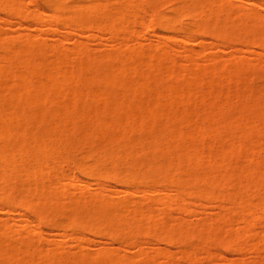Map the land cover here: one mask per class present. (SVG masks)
<instances>
[{
  "label": "rangeland",
  "instance_id": "rangeland-1",
  "mask_svg": "<svg viewBox=\"0 0 264 264\" xmlns=\"http://www.w3.org/2000/svg\"><path fill=\"white\" fill-rule=\"evenodd\" d=\"M10 1L8 3L9 5L4 4L6 5L4 7L5 9L3 8V6H1L4 2L2 1L3 3H0V33L3 35L5 32V37L1 36L0 34V82L3 79V83H5V89L3 88V83L0 84V116H2L0 117V126L2 128V126L4 125L3 128L8 131L7 138L0 136L2 137V139L4 138V141L0 138V145H2L0 146V148L3 152H5L7 148L9 149V147L13 149L14 146L10 145V142L12 141L13 145H15L13 150H17L18 148H20V146L18 147V145L21 142L20 145L24 146L26 144V148L22 146V148H24L23 152L25 149L26 151H29L27 150L29 148L31 150V153H28L26 151L24 153H28V156L30 154L33 158L31 156H27L28 158L24 159V157L26 158L25 154H23V156L20 155V157H18L17 154H14L17 153L16 151H11V149L10 151L7 150L8 152H11V154H14H12L13 157H16L17 155L16 159H14L15 162L17 158L20 159V162L19 159L17 160L20 164H22L19 166L18 163H15L13 160H10V162L9 160H6L8 156V159H11L12 156H7L8 152H5V155L3 153V156L6 157H4V160H6V162L3 160V158L0 157V159H2L1 162L4 161L5 164L4 165L1 163L0 168L2 169L3 167L5 169V171H3L8 173H6L7 175L5 177L9 176V181H11L7 182L10 183V187H7L9 185L8 184L6 188L5 184H7L6 181L8 178H6L5 181L3 179V175H1V172L2 174H4V172L0 170V178L3 177L2 180H4V184L0 185V230L2 231L0 232V238H2V241L4 240V242L6 241V247H8V240L10 241V249L15 248L17 246L22 252V244H20L21 248L19 247V245L16 244L20 243V239H24L25 242L21 241V243H25L29 247L27 248L28 251L27 249L23 248L25 250L24 252H22V254L24 253L23 255L20 254L18 250V252H14V255L11 254L12 257L10 256V258L12 260H8L7 255L9 253L6 252L7 255H5L2 252V249H5L6 247H4L5 245L1 246L2 255H5L6 258L3 259L0 255L2 258L0 259V264H25L26 262L27 264H87V262L89 261L90 263L88 264H93V262H96V264H264V244H262L264 243V213H262L264 212V152H261L264 150V130H262L264 129V119L261 117L262 115L264 117V0H235L237 2H235L234 0H230L229 2H227V0H199V3H204V5H201L204 6L202 7L204 8V10H202L204 12H209L208 14L212 16L211 18L214 20L210 19L207 16V18H205L207 12L203 13L202 15H198L199 13L196 15V12L197 10H199L200 7L198 0H20L18 3H20L21 6L19 8L17 7L16 9H14L15 11L12 9V6L14 4H10L12 3V1ZM16 1L13 0V2L15 3ZM224 1L227 3H225ZM55 2H57V4L61 3L62 5L60 6L61 9H58V12L56 11L57 8L55 6L57 5ZM16 4L14 5V7L16 6ZM102 4L104 6H102ZM124 4L126 5V8ZM10 5L12 8L10 7ZM17 5L19 6V4ZM122 5L125 9H127V11L132 10L130 11L131 15L130 13L125 12V9H123ZM127 5H129V7ZM198 5L199 7H197ZM208 5L212 9H210ZM7 6L11 8V12L9 10L10 8ZM86 6L90 7L87 8ZM206 6L207 9L209 8V10H212L211 12L215 11L217 17L215 13H210V11L205 9ZM102 7L104 8L103 10ZM97 8L100 10H96ZM115 8L118 11L121 9V14L125 12V14L127 15L128 13L129 18L127 16L125 17V14L122 15L124 18L120 17V11L118 12ZM21 10L23 12H21ZM88 10L91 11L89 12ZM92 10H94V12ZM12 11L15 13L13 14ZM74 11L77 13L79 12L80 14L78 13V15H76L77 13H75ZM99 11H101L102 13H100ZM113 11H115L116 13H114ZM8 12L12 14L10 15ZM34 12L37 14L36 16H40L41 13H45L47 17H45L44 15L43 16L47 18V20L45 19L44 21L43 16L37 17V19ZM112 12L115 15L118 13V16L119 18H121V21L116 15L115 17L118 19V21L116 22H118V25L120 26V23L122 24V22L124 21L122 25L124 28H116L117 23L115 22V24L114 20H112V17H114V15L110 16ZM18 13L19 15H17ZM87 13H89L88 15L90 17H94L95 14V16L97 15V18L99 20H102H96V17L92 19L90 18L89 20V16L87 15ZM98 13L99 15L101 14L100 16L104 17L105 19L101 17L99 18ZM4 14H6V16ZM53 14L60 15L61 17L57 18H59V20L64 18V20L59 21L56 18L58 20L56 24L51 17ZM30 15L32 17H35L32 20L28 21L29 18L27 19L26 17L28 16L32 18ZM48 15L50 17H48ZM80 15H83L79 18L82 19V22L79 21L78 18H76ZM55 16H53L54 19ZM84 16H86L87 20L89 21L88 24L91 23L90 26L92 27V29L84 21L86 20L84 19ZM109 16L111 17V20L114 23L111 24L112 26L109 25L111 23L110 18L108 19ZM131 16L134 18H132ZM72 17H74L76 20H74V18ZM41 18L42 22L40 23ZM162 18L169 19L168 21L170 23L167 24L166 30L163 27H161V29L159 28V20ZM48 20H50L51 22ZM92 20L96 21L93 22ZM97 21L101 22V25L104 24L101 27L102 29L100 28L101 25H99V23V26L97 25ZM103 21L104 23H102ZM48 22L51 24L48 25ZM58 22L59 24L62 22L61 24L63 25H59ZM39 23L41 25H39ZM208 23H210V26H208ZM106 25H109V27L114 26V29L117 31H114L113 28L107 29ZM200 25L202 28L201 30H203L204 32L198 30L200 29ZM104 26L105 28H103ZM168 29H170V31H168ZM118 30H120L122 33H120V31ZM24 35L29 36L28 38L33 42L38 38V40L36 41L39 45H42H37L35 41L29 46V40H27L28 38L25 39L26 36ZM162 36H165L167 38L165 39ZM168 36L171 38H168ZM4 38H6V40H4ZM255 38H257L258 40ZM8 40L10 41V43ZM6 42L8 43L6 44ZM20 42L21 44H24V42L27 44L28 42V45L24 46L22 44L24 48H19V45H21L19 44ZM249 42L252 43L250 44ZM6 45H8V47ZM77 46L80 50H77ZM31 47L32 49L30 50ZM5 48H9V50H11L12 52L8 51V49ZM37 48L39 51L37 50ZM129 48H131L132 50L134 49V53H131L132 50L130 51ZM15 49L18 52H16ZM21 49L22 51H20ZM13 50L15 51V53ZM124 50H126V53H124V56L126 58H124V56H122L121 54ZM5 51L7 52L5 55H11V59L9 58V56H6L8 57V59H10L8 63L5 60L6 57L3 60V55ZM75 51H77L76 54ZM137 53L138 55H136ZM14 54L17 58L14 56ZM64 54L67 57H64ZM119 55L120 57H118ZM56 57L63 60V62L60 59H57ZM116 57L119 58L117 59V61L115 60ZM86 58H89V61ZM110 58H113L112 60H115V62L109 60ZM38 59L39 61L37 62ZM49 59H51L52 61H50ZM126 59L129 60L127 61ZM57 60H60V62L58 63ZM14 61L16 62L15 65H13L14 63H12ZM53 61H56L57 63ZM83 61L85 64L83 63ZM52 62L55 63L56 68L59 67L58 65H60L61 67L57 70L54 67V64H51ZM81 62L83 67L81 66ZM127 62L129 63V66L131 65L130 67L127 65ZM26 63L32 65L26 67ZM60 63L63 64L64 67ZM92 63L96 66L95 68ZM119 63L123 65H119ZM133 63L135 64L133 65ZM42 64H45L44 67L41 66ZM49 64H51L50 67ZM17 65H19V67ZM13 66L18 67L17 73H22V75L25 74L23 78L22 75L18 76L16 72L14 73L16 68H14ZM30 66L34 67L33 69H35V72H31L32 70ZM46 66H48L50 70L52 67H54L53 70H55H51V72L53 71L50 75L52 78L51 84H48L49 81L47 83L45 82V80L47 79V77L45 76L50 73V70L46 71ZM25 67L27 68V70H31L30 74L32 73V75H26L27 70ZM75 68H77V71H75ZM122 68L125 71H122ZM20 69L22 70L19 72ZM64 69H66V71L68 72H66L67 76H65L66 74H64ZM237 69H239L240 71ZM1 71L3 74L1 73ZM5 72H7V74H5ZM42 72L44 73V76L41 74ZM165 72H167L168 74H165ZM28 73L29 72H27V74ZM56 73H58V75ZM68 74H70L71 77ZM54 76H56L55 79L53 78ZM68 76L71 79L68 78L69 80H67ZM108 76L111 78H109ZM121 76L123 78H121ZM27 78L28 80H26ZM112 78L114 81L112 80ZM22 80L24 83L21 82ZM108 80H110L111 83ZM117 80H119V82ZM99 81H101V83ZM115 81L117 83H115ZM40 82H44L48 85L53 84V89L51 88L52 90H54V88L56 87L58 90V87H60V91L59 94L58 92H54L53 94L52 90H50L49 88L48 90L53 95L49 91H44V93L49 92L48 94L45 93L48 96L46 98L45 94L43 93V98L45 102L47 101V103L45 104L44 102L43 104L42 101L44 100H42V104L40 103L41 107H38L40 100L36 101V104H38V108L36 109L39 110L42 108L41 111H38L33 106L35 105L36 107L34 96H36L35 94H37L36 90L38 92L39 85L41 84ZM122 82H124V85L122 84ZM19 83L22 84V86ZM118 83H120L122 86ZM138 83H142V85H139ZM144 83H147V86ZM55 84L57 86L54 87ZM17 85L18 87H16ZM8 87L12 88L10 89ZM19 87L21 88L22 93ZM125 87L126 89H123ZM139 87L141 88V90L139 89ZM174 87L177 88L176 91L178 90L179 92L180 89V91L183 92H179V95L174 94V96H172L170 93H172L171 89H173ZM2 88L3 90L1 91ZM14 88L19 89L20 92H17V94H13L16 93L15 91H18L16 89L14 91ZM70 88L71 90H74L73 93L75 94V91H77L76 97L72 98L73 93L72 91H70ZM23 89H27V91L29 90V93L26 91V94ZM84 89L87 91H85ZM6 90H8L10 93H8ZM61 90H64V92ZM33 91H35V93ZM190 91L192 92L189 93ZM67 92L71 93L72 95H69ZM131 92L134 93V95H132ZM18 93L19 97L21 98L18 97ZM65 94L68 96H66ZM77 95L79 99L77 98ZM1 96L5 98H2ZM52 96H54L55 99ZM70 96L71 100L75 98L76 99L72 100V106L70 105V107H68L69 103H67L66 107L65 102H68L66 100ZM82 96L86 97V99L82 98ZM116 96H120L119 99L116 98ZM25 97H28L29 99L31 98V101L34 100L32 101L34 104H31L28 98ZM50 97L51 99L53 98L54 101L49 99L52 102L50 101V103H48V98ZM97 97H100L101 100H99L100 98L97 99ZM17 98H19V101ZM60 98L65 101L62 102ZM80 98H82L83 100H80ZM20 99L23 101H21ZM108 99H111L110 101L112 102V104H110L111 102L109 103ZM26 100H28L29 102ZM115 100H119L122 106L120 103L118 104L117 101V103H115ZM154 100L155 102L158 101L159 105L158 102L154 103ZM125 101H129V104ZM54 102L57 104L59 102L60 104L57 105ZM82 102L87 105L83 104ZM79 103L81 104V106ZM141 103L143 104V107L141 106ZM152 103L156 105L153 106ZM7 104L9 108L6 107ZM30 105L32 106V108L30 107ZM146 105L148 107L147 112V107H145ZM124 106L126 109L128 108L129 110H125ZM134 106L137 107L135 108L136 112L134 110ZM4 107L5 109H3ZM109 107H111V109ZM120 107L124 109L120 110ZM48 109L49 111H47ZM51 109H53L54 116L52 115ZM70 109H72V112H75L74 115H72L74 112L72 113ZM32 110H36L35 114H39L41 118L38 117L39 115L37 114L36 116L33 115L34 112ZM67 110L70 111V113H68ZM124 110L126 112L125 114L124 112H122ZM132 111H134V113H132ZM149 111L152 113L154 112L151 118H149ZM5 112H9L10 114H16V116L18 117L13 118L12 121L11 119H9L10 116L6 115L7 117H9L8 120L7 117L4 116ZM85 112H87V117L85 116ZM93 112L94 114L97 113V115L95 114V119ZM114 112H116V114ZM118 112H120L119 115ZM23 113H25L26 116H24ZM145 113L146 115H144ZM89 115L93 118V120H91V117ZM13 116L16 117L15 115ZM49 116H52V118H48ZM56 116H58L59 119L58 117L57 119H55ZM64 117H69V119H65ZM116 117L120 118L116 119ZM121 117L127 118H124L125 121H123L124 119L122 120ZM41 119L43 121L42 123L44 126L41 124ZM45 119L46 122L49 119L47 122V124L49 123L51 125L50 126L48 124L50 126L49 128L55 127V129L51 128L49 132V128L47 127L48 125L44 124L46 123L44 122ZM52 119L56 121L55 124ZM119 119L121 120L119 121ZM20 120L23 121L21 122ZM138 120L140 122H138ZM144 121L146 123H144ZM248 121L250 122L248 123ZM94 122H98V124H100L98 125ZM123 122H125L126 125L123 124ZM57 124L58 126H55ZM87 125L89 127H87ZM94 125H97L98 127H95ZM11 126L13 129L11 128ZM121 126L126 127L125 130L128 128L126 133L125 130H123L124 128ZM120 127L122 131L119 129ZM23 128H25V130ZM40 128H43L42 130L44 134ZM46 128L48 129V131L45 130ZM98 128L99 130H97ZM91 129H93V134L90 133L92 132ZM96 130L97 132L95 134L94 131ZM179 131H181L182 133ZM53 132L55 134V136L53 135L54 137L52 136ZM183 132L187 133L184 134ZM167 134L170 139H168ZM185 136L189 137L184 138ZM9 137L12 138H10V142L8 141L10 144L4 143L6 142V140H8ZM43 137L48 138L44 139ZM51 137L52 139H50ZM30 138H32L33 140ZM53 138H55L57 141H55V139ZM17 141L19 142L17 143ZM113 142L119 144L123 150L119 147V145L117 146L115 144L116 146H114ZM236 142L238 143L236 144ZM42 143L44 144V148L41 147ZM109 143L111 144V146ZM178 143L180 147L178 146ZM3 144H5V146H3ZM186 144L187 148H185ZM8 145L10 146L8 147ZM46 145L49 149H53L54 147L53 150L56 152V155L53 154V156H48L47 159H45L47 162L43 159V161L46 162L45 164L43 163V166H46H35V170L33 168V172L32 169H29L30 164L34 165L33 163H35V165H38V163L41 162V160L39 161V159H41L40 156L39 159H37V155L41 154V157H43L44 154L43 158H45V153L43 152L42 154L41 151L39 153L38 150L41 147L40 150H44L47 153L46 150L48 148H45L47 147ZM60 145H62L63 147ZM108 145L110 146V148H107L109 147ZM6 146L7 148L4 149V147ZM117 147L120 148L121 151ZM193 147H195V149ZM227 147L231 150H229ZM124 148L126 149V152ZM178 148H180L181 150ZM33 149L35 150V152L36 150L38 151L36 152L37 154H32L34 152ZM51 151L52 150H50L48 153L54 152ZM107 151H111L110 153L113 152L112 155ZM114 151H116L117 153ZM228 151L230 152L229 155ZM119 152H121V154L117 155ZM226 153L227 157L225 156ZM115 154L116 157H119L115 158ZM34 155L36 156V158H34ZM0 156H2L1 151ZM111 156H113V158ZM54 158L58 160V163L57 161H55L56 163L54 162ZM95 158L98 160V162H96L97 160ZM21 159H24L25 162H28V164L30 162V164L28 165L24 162V160L22 161ZM93 159L96 160L94 163ZM102 159L104 161L103 165ZM7 161L9 162V165L13 163L15 166L18 165L19 168H24L23 170L25 171H21L22 169H18V166L17 168L14 166L15 170L10 171V169H12L13 167L9 168ZM116 161H118V163ZM48 162H50L52 165L50 163L48 164ZM100 162H102L101 165L99 164ZM83 165L88 168L90 166L89 171H92L91 169H93L94 167L92 172L94 173V171H97L96 173L98 175H92L93 173L89 172L92 176H89V174L86 176V173H88L86 169L88 170V168L85 167V169ZM49 166L53 168V172H55V174L57 175L51 173V168V172L49 171ZM102 166H104L106 169ZM129 166L133 167L131 168ZM41 167L44 176L41 174L40 177H46L44 180L42 178L38 179V177H36L38 175V172H35L37 171L36 168H39L40 170ZM27 169L28 171L32 170L31 172L37 175H29L28 171H26ZM131 169L132 171L130 173ZM16 170L20 171L21 173L25 172L22 174L17 173L19 174V178L20 176H22V187L17 185L18 176L15 173L18 171ZM45 170L48 174H46ZM105 170H107V172ZM112 170L115 171L112 172ZM99 171L100 173H98ZM101 171V177L104 178L105 176V180H102L103 178L100 177ZM133 171L134 174L138 173V176L135 174L136 176L134 177V174H132ZM12 173L15 174V177L13 176V178L16 179L14 180L12 177H10V174L11 176L13 175ZM110 173H112V175ZM33 175L35 176V178H37L35 181L36 185L33 184L35 182L28 181V179L34 180ZM23 176L28 182L23 181ZM58 176L61 179H58L56 181V178H58ZM106 176L108 177L106 178ZM19 180L21 181V179ZM156 180L158 181L156 182ZM127 181L130 183H128ZM24 182L27 183V185L28 183H30V185L28 186L31 187H29L28 189H30L31 194L26 191V185L24 184ZM1 183H3V181ZM39 184L43 185L41 186ZM47 184L49 186V189H57L56 192L58 191V189L59 191L62 190L61 192L56 193V201L55 199L53 201V196L52 198H50V195H52V191L48 189ZM40 186L43 187V189L45 190H43ZM20 187L25 189V191L31 196H29ZM5 188L7 192L4 190ZM37 189L39 191H50L47 193H51L48 195L50 196L49 198L52 201L50 202V199L45 197V195L43 196L39 194ZM34 190H37V192H35ZM2 191L3 195L5 194V196L2 195ZM32 192H34V196H32ZM47 193L46 196H48ZM53 193L55 194V191ZM23 194L26 195L23 196ZM58 194L62 195V197L59 195L60 198H58ZM6 196H8L7 198L9 199H7ZM11 197L13 199H11ZM179 198H184V200H180ZM42 199L44 200V202ZM74 199H76L77 202H74ZM78 199H80V201ZM91 199H93V202L90 201ZM11 200L14 202V204L13 202H11ZM5 201H7L6 204ZM31 201H34L32 204L33 207L31 206ZM59 201L63 202V204H60ZM19 202L21 206L19 205ZM36 202L38 205L40 204L37 207ZM55 202L58 207L55 205ZM100 202H102V204H100ZM110 203L112 206L110 205ZM47 204L49 206L52 204V207H48ZM66 204H68V206ZM62 205L64 208L62 207ZM93 205L96 207L94 208ZM101 205L102 208L100 207ZM176 205L179 206L177 207ZM59 207L60 209H58ZM88 207L91 208H89V211ZM97 207H99L98 210ZM109 207H111V209ZM31 209L35 212H33ZM106 209L108 212L111 210L109 212V215ZM114 209L117 210V212ZM139 209H141V211ZM91 210L93 214L90 212ZM104 210L105 215L103 214ZM134 210L136 211V213L137 211H139L138 214H136ZM144 210L146 211V213L144 212ZM151 210L152 215L150 214ZM250 212H252L251 214L253 215H250ZM37 213L39 215H37ZM77 213L78 215H80L78 216ZM90 213L92 215H90ZM111 213L116 216H113ZM71 215H73L75 218L73 217V219ZM117 215H120L118 216L120 218H118ZM145 215H149V217H146V220L148 222L143 219V217L145 218ZM153 216L156 217V219ZM159 216L160 219L158 218ZM109 217H112V219ZM150 217L152 220L149 219ZM68 218L73 221L70 222ZM67 219L70 223H68ZM110 221H112L113 224L110 223ZM117 221L120 223H118ZM155 221L157 225L155 224ZM246 221L248 222V224L246 223ZM250 222L251 224H253V226L250 224ZM147 223L150 226H147ZM175 223L177 224L176 226ZM151 224H153V227L151 226ZM79 225L82 226V228ZM119 225L123 231L120 229ZM247 225L249 228L247 227ZM3 226H6L7 228ZM107 226L111 227V230L108 229ZM2 227L6 228L7 230L4 229L3 232ZM241 230L244 231L241 232ZM25 232H28L27 236L29 234V238H25L27 237ZM11 233L14 234L11 235ZM8 234L10 236H8ZM247 234L248 236H246ZM6 236L8 237L6 238ZM12 236H14V238ZM116 236H118L119 238H117ZM17 238H19V240ZM13 239L14 242L12 241ZM27 239H29L31 242L29 241L26 243ZM11 242L16 243L12 245ZM0 243H2L1 240ZM30 243L32 246L30 245ZM25 244L23 245L25 246ZM55 245H57V248L54 250V247H56ZM17 247L15 248V251H17ZM7 249L9 250V248H6V250ZM34 250L36 253L35 255L32 252ZM38 250L41 251L38 252ZM26 254H29V257H27H31L32 262L30 261V259L25 260ZM51 256L55 258L53 259V257ZM153 256H155L154 259H151V257ZM44 257L45 259H49L45 260ZM36 258L39 261L35 260ZM21 259L24 262H22ZM82 260L84 261L81 262ZM13 261L17 262L15 263ZM43 261L45 262L43 263Z\"/></svg>",
  "mask_w": 264,
  "mask_h": 264
},
{
  "label": "bare ground",
  "instance_id": "bare-ground-1",
  "mask_svg": "<svg viewBox=\"0 0 264 264\" xmlns=\"http://www.w3.org/2000/svg\"><path fill=\"white\" fill-rule=\"evenodd\" d=\"M2 1H3L4 3H3ZM9 1H10V0H9ZM9 1H8V0H5V1H4V0H0V3H1V2L3 3L2 5H1V4H0V5L3 6V8H4L6 5H9V4H8ZM11 1H12V3H10V4H14V5H15L16 3L19 4V6L16 4L15 7H14V5H13V6H12L13 8H12L11 5H10V7H11L13 10L16 9L17 7L19 8V7L21 6L20 3H18L20 0H17V1L14 0V1H16V3L13 2V0H11ZM11 1H10V2H11ZM58 1H59V0H58ZM124 1H125V0H124ZM129 1H130V0H129ZM129 1H128V3H129ZM184 1H185V0H184ZM229 1H230V0H227V2H229ZM231 1H233V0H231ZM234 1H235V0H234ZM5 2H6V3H5ZM53 2H54V1H53ZM60 2H61V1H60ZM131 2H132V1H131ZM195 2H196V1H195ZM214 2H215V1H214ZM224 2H225V1H224ZM227 2H225V3H227ZM235 2H237V1H235ZM43 3H44V2H43ZM55 3H56V5H57V6H55V7L57 8L56 11L58 12V11H59L58 9H61L60 6H62V5H61V3H58V4H57V2H55ZM113 3H114V2H113ZM121 3H122V2H121ZM123 3H125V2H123ZM128 3H126V4H128ZM132 3H133V2H132ZM138 3H139V2H138ZM198 3H199V0H198ZM201 3H202V4H201ZM201 3H199V4H200V7H199V5L197 6V7H199V10H200V11L197 10L196 15H197L198 13H199L198 15H202L203 13H206V12H207V11H205V12L203 11L204 8H202V7H204V6H201V5H204V3H203V2H201ZM256 3H257V2H256ZM4 4H6V5H4ZM91 4H92V3H91ZM103 4H104V3H103ZM103 4H102V6H104ZM115 4H116V3H115ZM133 4H134V3H133ZM149 4H150V3H149ZM191 4H193V3H191ZM195 4H196V3H195ZM213 4H214V3H213ZM63 5H64V4H63ZM67 5H68V4H67ZM72 5H73V4H72ZM84 5H85V4H84ZM124 5H125V4H124ZM93 6H94V5H93ZM97 6H98V5H97ZM97 6H96V7H97ZM122 6H123V5H122ZM127 6L129 7V5H127ZM189 6H191V5H189ZM213 6H214V5H213ZM7 7H9V6H7ZM7 7H6V9H7ZM10 7H9V8H10ZM59 7H60V8H59ZM77 7H78V6H77ZM86 7H87V6H86ZM88 7H90V6H88ZM88 7H87V8H88ZM128 7H127V8H128ZM149 7H150V6H149ZM152 7H153V6H152ZM208 7L210 8L209 5H208ZM11 8L9 9L10 12H11ZM52 8H53V3H52ZM52 8H51V9H52ZM56 8H55V9H56ZM70 8H71V7H70ZM93 8H95V7H93ZM125 8H126V5H125ZM125 8H124V6H123V9H125ZM133 8H134V7H133ZM135 8H136V7H135ZM190 8H191V7H190ZM195 8H196V7H195ZM209 8L207 9V6H206L205 9H207L208 11H210V13H215V14H216V12H215L214 10H213L214 12H211L212 10H209ZM1 9H2V8H1ZM4 9H5V8H4ZM22 9H23V8H22ZM37 9H38V8H37ZM103 9H104V8L102 7V10H103ZM115 9H116V8H115ZM121 9H122V7H121ZM121 9L119 10V11H120L119 14L121 15L120 17H123L122 15L125 14V12L130 13V11H132V10L127 11V9H125V12L123 11L124 13L121 14V12H122ZM183 9H184V8H183ZM202 9H203V10H202ZM210 9H212V8H210ZM18 10H19V9H18ZM81 10H82V9H81ZM96 10H100V9L97 8ZM96 10H95V11H96ZM102 10H101V11H102ZM116 10H117V9H116ZM194 10H195V9H194ZM6 11H7V10H6ZM14 11H15V10H14ZM19 11H20V10H19ZM88 11H89V10H88ZM90 11H91V10H90ZM90 11H89V12H90ZM92 11L94 12V10H92ZM101 11H99V12L102 13L103 11H102V12H101ZM105 11H106V10H105ZM111 11H112V9H111ZM117 11H118V10H117ZM119 11H118V12H119ZM188 11H190V10H188ZM195 11H196V10H195ZM201 11H203V12H201ZM12 12H13V11H12ZM17 12H18V11H17ZM21 12H23V11L21 10ZM57 12H56V13H57ZM74 12H75V11H74ZM74 12H73V13H74ZM82 12H83V11H82ZM85 12H86V10H85ZM85 12H84V13H85ZM96 12H97V11H96ZM96 12H95V13H96ZM113 12L116 13L115 11H113ZM113 12H112V13H113ZM193 12H194V11H193ZM4 13H5V12H4ZM8 13H9V12H8ZM8 13H7V15H8ZM14 13H15V12H13V14H14ZM31 13H32V12H31ZM34 13H35V12H34ZM34 13H33V14H34ZM75 13H77V12H75ZM78 13H79V12H78ZM78 13H77L76 15H78ZM104 13H105V12H104ZM112 13L110 14V16H111V15H114V17H112V18H113L112 20H114V23H115L116 21H118V19L121 21V18H119L118 13L116 14V15L118 16V19L115 17L116 15H115L114 13H113V14H112ZM128 13H127V15L125 14V17L127 16V17L129 18ZM177 13H178V12H177ZM190 13H191V12H190ZM200 13H201V14H200ZM208 13H209V12H207L206 15L204 14V15H205V18L209 17L210 19H212V18H211L212 16H210ZM9 14H10V13H9ZM11 14H12V13H11ZM11 14H10V15H11ZM38 14H39V13H38ZM58 14H59V13H58ZM58 14H53V15L51 16L52 19L54 20V22H55L56 24H57V21L59 20V18L61 17V16L58 15ZM79 14H80V13H79ZM88 14H89V13H87V15H88ZM108 14H109V13H108ZM4 15L6 16V14H4ZM17 15H19V13H18ZM36 15H37V14L35 13V16H36ZM43 15H44L45 17H47V16L45 15V13H43V14L41 13L40 16L42 17ZM55 15H56V16H55ZM100 15H101V14H100ZM100 15H99V13H98L99 18L101 17ZM106 15H107V14H106ZM130 15H131V13H130ZM208 15H209V16H208ZM211 15H212V14H211ZM241 15H242V13H241ZM30 16H31V15H30ZM35 16H33V17L31 16L32 18H30V17H28V16H27V17L25 16V17H26L27 19L29 18L28 21H30V20H32ZM40 16L38 15V16H36V18H37V17H40ZM44 16H43V18H44L43 20L45 21V19L47 20V18H45ZM53 16H55V19L53 18ZM81 16H83V15L77 16L76 18H78V20L81 21L82 19H79ZM88 16H89V15H88ZM110 16L108 17V19L110 18V20H111V17H110ZM206 16H207V17H206ZM213 16H214V14H213ZM19 17H20V16H19ZM48 17H50V16L48 15ZM57 17H59V18H57ZM65 17H66V16H65ZM74 17H75V15H74ZM74 17H72V18H74ZM84 17H85L84 19L87 20L86 16H84ZM95 17H96V20H97L98 18H97V15L95 16V14H94V17H92V16L90 17V16H89L88 19L90 20V18L92 19V18H95ZM131 17H132V16H131ZM216 17H217V14H216ZM232 17H233V16H232ZM8 18H9V17H8ZM13 18H14V17H13ZM36 18H35V19H36ZM56 18H57L58 20H57ZM70 18H71V17H70ZM101 18H104V17H101ZM115 18H116L117 20H116ZM123 18H124V17H123ZM123 18H122V19H123ZM132 18H134V17H132ZM37 19H38V18H37ZM49 19H50V18H49ZM52 19H51V21H52ZM104 19H105V18H104ZM210 19H209V20H210ZM39 20H40V19H39ZM39 20H38V22H39ZM55 20H56V21H55ZM60 20H64V18H63V19H60ZM60 20H59V21H60ZM74 20H76V19L74 18ZM86 20H84V21L88 24L89 21L87 20V21H88V22H87ZM96 20H94V21H96ZM98 20H99V19H98ZM101 20H102V19H100L99 21H101ZM112 20H111V23H110V21H109V23H110L109 25H111V24L113 23ZM123 20H124V19H123ZM168 20H169V19H166V18H165V19H164V18L160 19V20H159L160 23L158 22V23H159V26H160L159 28L161 29V27H163V28L166 30V28H167V24L170 23ZM176 20H177V19H176ZM206 20H207V19H206ZM209 20H208V21H209ZM212 20H214V19H212ZM19 21H20V20H19ZM44 21H43V23H44ZM48 21H50V20H48ZM51 21H50V22H51ZM92 21H93V20H92ZM94 21H93V22H94ZM104 21H105V20H104ZM104 21H103L102 23H104ZM107 21H108V20H107ZM120 21H119V22H120ZM126 21H127V19H126ZM208 21H207V22H208ZM210 21H211V20H210ZM243 21H244V20H243ZM7 22H8V21H7ZM7 22H6V23H7ZM41 22H42V18H41L40 23H41ZM66 22H67V21H66ZM71 22H73V21H71ZM74 22H75V21H74ZM81 22H82V21H81ZM81 22H80V24H81ZM85 22H84V23H85ZM213 22H214V21H213ZM252 22H253V21H252ZM35 23H36V21H35ZM40 23H39V25H41ZM45 23H46V22H45ZM48 23H49V22H48ZM61 23H62V22H61ZM61 23L59 24V22H58L59 25H63V24H61ZM77 23H78V22H77ZM86 23H85V24H86ZM98 23H99V25H101V22H98V21H97V25H98ZM114 23H113V24H114ZM116 23H117V24H116ZM116 23H115V24L117 25L116 28L119 27V29H120V27H123L122 25H123L124 21L122 22V24L120 23V26L118 25V24H119L118 22H116ZM126 23H128V22H126ZM126 23H125V24H126ZM210 23H211V22H210ZM210 23H208V26H210ZM214 23H215V22H214ZM7 24H8V23H7ZM50 24H51V23H49L48 25H50ZM65 24H66V23H65ZM71 24H72V23H71ZM74 24H76V23H74ZM78 24H79V23H78ZM78 24H77V25H78ZM90 24H91V23H90ZM90 24H88V26H90ZM107 24H108V22H107ZM77 25H76V26H77ZM82 25H83V24H82ZM99 25H98V26H99ZM102 25H104V24H102ZM102 25L100 26V28L102 27ZM109 25H108V26L106 25V26H107V29H108V28H109V29H110V28H113L114 31H117V30L114 29V26H113V27H109ZM196 25H197V24H196ZM212 25H213V23H212ZM73 26H74V25H73ZM111 26H112V25H111ZM5 27H6V26H5ZM67 27H68V26H67ZM90 27H91V26H90ZM168 27H169V25H168ZM170 27H171V26H170ZM194 27H195V26H194ZM197 27H198V26H197ZM205 27H206V26H205ZM94 28H95V27H94ZM103 28H105V26H104ZM123 28H124V27H123ZM199 28H200V29H198V30L200 31V30L202 29V28H201V25H200ZM207 28H208V27H207ZM253 28H254V27H253ZM91 29H92V27H91ZM101 29H102V28H101ZM164 29H163V30H164ZM213 29H214V28H213ZM95 30H96V29H95ZM206 30H207V29H206ZM206 30H205V31H206ZM211 30H212V29H211ZM236 30H237V28H236ZM96 31H97V30H96ZM99 31H100V30H99ZM118 31H120V30H118ZM123 31H124V29H123ZM168 31H170V29H168ZM187 31H189V30H187ZM202 31H203V30H201V32H202ZM225 31H226V30H225ZM192 32H193V31H192ZM203 32H204V31H203ZM120 33H122V32L120 31ZM183 33H185V32H183ZM255 33H256V32H255ZM0 34H1V33H0ZM4 34H5V32H4ZM4 34H3V35L1 34V36H4V37H5ZM189 34H190V33H189ZM256 34H257V33H256ZM6 35H7V34H6ZM26 35H27V34H26ZM26 35H24V36H26ZM116 35H117V32H116ZM121 35H122V34H121ZM163 35H164V34H163ZM212 35H213V34H212ZM214 35H215V34H214ZM22 36H23V35H22ZM32 36H33V35H32ZM159 36H161V35H159ZM189 36H190V35H189ZM227 36H228V35H227ZM227 36H226V38H227ZM8 37H9V35H8ZM28 37H29V36H26L25 39L28 38ZM162 37H164L165 39L167 38V37H165V36H162ZM191 37H192V36H191ZM228 37H229V36H228ZM256 37H257V36H256ZM168 38H171V37L168 36ZM248 38H249V37H248ZM260 38H261V37H260ZM260 38H259V39H260ZM0 39H1V38H0ZM23 39H24V37H23ZM255 39H257V38H255ZM4 40H6V38H4ZM27 40H29L28 42H29V46H30L32 43H34L36 40H38V38H37L34 42H33L32 40H30L29 38H28ZM186 40H187V39H186ZM188 40H189V39H188ZM249 40H251V39H249ZM253 40H254V39H253ZM257 40H258V39H257ZM8 41H9V40H8ZM15 41H16V40H15ZM254 41H255V40H254ZM263 41H264V40H263ZM28 42H27V44H26L25 42H24V44H23V43H22V44L25 46V45H28ZM30 42H31V43H30ZM180 42H181V41H180ZM260 42H261V41H260ZM260 42H259V43H260ZM7 43H8V42H6V44H7ZM9 43H10V41H9ZM17 43H18V42H17ZM249 43H250V42H249ZM251 43H252V42H251ZM251 43H250V44H251ZM254 43H255V42H254ZM0 44H1V43H0ZM11 44H12V43H11ZM19 44H21V42H20ZM19 44H18V45H19ZM22 44L19 45L20 47H19V46H18V47H19V48H21V47L24 48V46H22ZM36 44L39 45L37 41H36ZM243 44H244V43H243ZM34 45H35V44H34ZM41 45H42V44H41ZM41 45H39V46H41ZM257 45H258V44H257ZM1 46H2V45H1ZM6 46L8 47V45H6ZM251 46H252V45H251ZM263 46H264V45H263ZM11 47H12V46H11ZM13 47H14V46H13ZM42 47H43V46H42ZM128 47H129V46H128ZM128 47H127V48H128ZM257 47H258V46H257ZM2 48H3V47H2ZM9 48H10V47H9ZM9 48H5V49H8V51H11V50H9ZM38 48H39V47H38ZM38 48H37V50H38ZM43 48H44V47H43ZM43 48H42V49H43ZM125 48H126V47H125ZM258 48H259V47H258ZM28 49H29V48H28ZM31 49H32V47L30 48V50H31ZM42 49H41V51H42ZM45 49H46V48H45ZM123 49H124V48H123ZM129 49H130V51L132 50L131 48H129ZM129 49H127V50H129ZM263 49H264V48H263ZM15 50H16V49H15ZM77 50H80V49L78 48V46H77ZM133 50H134V49H133ZM133 50L131 51V53H134ZM136 50H137V49H136ZM13 51H14V50H13ZM20 51H22V49H21ZM38 51H39V50H38ZM45 51H47V50H45ZM45 51H44V52H45ZM1 52H2V50H1ZM3 52H4V51H3ZM11 52H12V51H11ZM16 52H18V51L16 50ZM48 52H49V50H48ZM76 52H77V51H75V54H76ZM78 52H80V51H78ZM6 53H7V52L5 51L4 55H5ZM14 53H15V51H14ZM21 53H23V52H21ZM30 53H31V52H30ZM87 53H88V52H87ZM124 53H126V50H124L123 53H121L122 56H124ZM34 54H35V53H34ZM50 54H51V53H50ZM58 54H59V53H58ZM146 54H147V53H146ZM2 55H3V54H2ZM4 55H3V60L5 59L6 56H9V58H10V56H11L10 54L5 55V56H4ZM19 55H20V54H19ZM29 55H30V54H29ZM36 55H37V54H36ZM59 55H60V54H59ZM64 55H65V54H64ZM136 55H138V53H137ZM162 55H163V53H162ZM14 56H15V54H14ZM17 56H18V55H17ZM73 56H74V55H73ZM81 56H82V55H81ZM113 56H114V55H113ZM113 56H112V57H113ZM116 56H117V55H116ZM165 56H166V55H165ZM0 57H1V56H0ZM15 57H16V56H15ZM19 57H20V56H19ZM35 57H36V56H35ZM47 57H48V56H47ZM59 57H60V56H59ZM64 57H67V56L65 55ZM75 57H76V56H75ZM118 57H120V55H119ZM118 57L115 58L116 61H117V59H119ZM12 58H13V57H12ZM16 58H17V57H16ZM56 58H57V59H60V58H58V57H56ZM56 58H55V59H56ZM124 58H126V57L124 56ZM129 58H130V56H129ZM7 59H8V57H6V59H5V60L7 61V63H8V61H10L11 58L8 59V60H7ZM14 59H15V58H14ZM26 59H27V58H26ZM51 59H52V57H51ZM51 59H49V60L52 61ZM86 59H87V58H86ZM88 59H89V58H88ZM88 59H87V60H88ZM105 59H106V57H105ZM112 59H113V58H112ZM112 59L110 58L109 60H112ZM120 59H121V58H120ZM17 60H18V59H17ZM22 60H23V59H22ZM32 60H34V59H32ZM60 60H61V59H60ZM60 60H57L58 63L60 62ZM78 60H79V57H78ZM115 60H112V61L115 62ZM121 60H122V59H121ZM126 60H127V59H126ZM126 60H125V61H126ZM128 60H129V59H128ZM128 60H127V61H128ZM148 60H149V59H148ZM165 60H166V59H165ZM19 61H20V58H19ZM38 61H39V59L37 60V62H38ZM46 61H47V60H46ZM61 61L63 62V60H61ZM81 61H82V59H81ZM88 61H89V60H88ZM107 61H108V60H107ZM144 61H145V60H144ZM2 62H3V61H2ZM28 62H29V61H28ZM53 62L57 63L56 61H53ZM53 62H52L51 64H54V67L56 68L55 63H53ZM75 62H76V61H75ZM78 62H79V61H78ZM114 62H113V63H114ZM119 62H120V61H119ZM122 62H123V61H122ZM145 62H146V61H145ZM150 62H151V61H150ZM170 62H172V61H170ZM191 62H192V61H191ZM0 63H1V62H0ZM12 63H14L13 65L16 64L15 61L12 62ZM29 63H30V62H29ZM41 63H42V62H41ZM83 63H84V61H83ZM89 63H90V62H89ZM89 63H88V64H89ZM127 63H128V62H127ZM139 63H140V62H139ZM21 64H22V62H21ZM26 64H27V63H26ZM51 64H49V67H50ZM60 64H61V63H60ZM84 64H85V63H84ZM116 64H117V62H116ZM124 64H125V63H124ZM134 64H135V63H133V65H134ZM5 65H6V64H5ZM23 65H24V63H23ZM29 65H32V64H27L26 67H29ZM44 65H45V64H44ZM44 65L42 64L41 66L44 67ZM57 65H58V64H57ZM61 65L63 66V64H61ZM76 65H77V63H76ZM79 65H80V64H79ZM90 65H91V64H90ZM92 65L94 66V68L96 67L93 63H92ZM119 65H123V64H120V63H119ZM127 65L129 66V63H128ZM142 65H143V64H142ZM171 65H172V64H171ZM171 65H170V67H171ZM8 66H9V65H8ZM17 66L19 67V65H17ZM20 66H22V65H20ZM52 66H53V65H52ZM58 66H59L58 68L61 67L60 65H58ZM81 66H82V62H81ZM86 66H87V65H86ZM88 66H89V65H88ZM93 66H92V67H93ZM130 66H131V65H130ZM130 66H129V67H130ZM13 67H14V66H13ZM18 67H14V68H16L15 71H14V73H15V72L17 73ZM26 67H25V68H26ZM30 67H31V70H32V71H31L30 69L27 70V68H26L27 72H29L28 74H27V72H26V75H32V73L35 72V69H33L34 67H33V66H30ZM46 67H47V69H48V70H47V69L45 68L46 71H49L50 69L48 68V66H46ZM54 67H52L51 70H53ZM63 67H64V66H63ZM66 67H67V66H66ZM82 67H83V66H82ZM82 67H81V68H82ZM119 67H120V66H119ZM119 67H118V68H119ZM142 67H143V66H142ZM144 67H145V66H144ZM148 67H149V66H148ZM233 67H234V66H233ZM11 68H12V67H11ZM58 68H56V69L58 70ZM78 68H79V67H78ZM84 68H85V67H84ZM37 69H38V68H37ZM76 69H77V68H75V71H77ZM79 69H80V68H79ZM120 69H121V68H120ZM133 69H134V68H133ZM149 69H150V68H149ZM170 69H171V68H170ZM12 70H13V69H12ZM21 70H22V69H20L19 72H20ZM26 70H24V71H26ZM51 70L49 71L50 73L48 72L49 74H48V75L46 74L47 76H45V77H47V79L49 78L48 80L45 78V79H46V80H45L46 83L49 81L48 84H51V79H52V78H51L50 75H51V73H52L53 71H55V70H53V71L51 72ZM64 70H65L64 74H66L65 76H67V73H68V72L66 71V69H64ZM111 70H112V69H111ZM113 70H114V69H113ZM116 70H117V69H116ZM118 70H119V69H118ZM123 70H124V69L122 68V71H123ZM136 70H137V69H136ZM143 70H144V68H143ZM237 70H239V69H237ZM30 71L32 72L31 74H30ZM42 71H43V70H42ZM59 71H60V70H59ZM124 71H125V70H124ZM210 71H211V70H210ZM233 71H234V70H233ZM239 71H240V70H239ZM7 72H9V71H7ZM7 72H5V74H7ZM40 72H41V71H40ZM43 72H44V71H43ZM43 72H42L41 74L44 76V73H43ZM56 72H57V71H56ZM66 72H67V73H66ZM114 72H115V71H114ZM118 72H119V71H118ZM136 72H137V71H136ZM143 72H144V71H143ZM231 72H232V70H231ZM235 72H236V71H235ZM1 73H2V71H1ZM23 73H24V72H23ZM72 73H73V72H72ZM76 73H77V72H76ZM115 73H116V72H115ZM166 73H167V72H165V74H166ZM176 73H177V71H176ZM182 73H183V72H182ZM182 73H181V74H182ZM208 73H209V72H208ZM212 73H213V72H212ZM244 73H245V72H244ZM244 73H243V74H244ZM2 74H3V73H2ZM8 74H9V73H8ZM11 74H12V73H11ZM11 74H10V75H11ZM54 74H55V72H54ZM56 74L58 75V73H56ZM61 74H62V73H61ZM100 74H101V73H100ZM117 74H118V73H117ZM121 74H122V73H121ZM129 74H130V73H129ZM167 74H168V73H167ZM170 74H171V73H170ZM170 74H169V75H170ZM231 74H232V73H231ZM15 75H16V74H15ZM15 75H14V77H15ZM17 75H18V76H19V75L21 76L22 73H20V74L17 73ZM24 75H25V74L22 75V78H23ZM33 75H34V74H33ZM68 75L71 77L70 74H68ZM93 75H94V74H93ZM119 75H120V74H119ZM125 75H126V74H125ZM134 75H135V74H134ZM233 75H234V74H233ZM5 76H6V75H5ZM48 76H49V77H48ZM62 76H63V75H62ZM69 76L67 77V80H69V79H68V78H70ZM99 76H101V75H99ZM102 76H103V75H102ZM109 76H110V75H109ZM109 76H108V77H109ZM115 76H117V75H115ZM140 76H142V75H140ZM181 76H182V75H181ZM239 76H240V75H239ZM3 77H4V76H3ZM3 77H1V78H3ZM10 77H11V76H10ZM28 77H29V76H28ZM55 77H56V76H54L53 78L55 79ZM63 77H64V76H63ZM124 77H125V76H124ZM144 77H146V76H144ZM165 77H167V76H165ZM168 77H169V76H168ZM22 78H21V79H22ZM24 78H25V77H24ZM58 78H59V77H58ZM99 78H100V77H99ZM109 78H111V77H109ZM113 78H114V77H113ZM113 78H112V80H113ZM116 78H117V77H116ZM121 78H123V77L121 76ZM121 78H120V79H121ZM169 78H170V77H169ZM19 79H20V78H19ZM70 79H71V78H70ZM93 79H94V78H93ZM97 79H98V78H97ZM117 79H118V78H117ZM124 79H125V78H124ZM144 79H146V78H144ZM148 79H149V78H148ZM155 79H156V78H155ZM182 79H183V78H182ZM16 80H17V79H16ZM23 80H24V79H23ZM23 80H22L21 82H23ZM26 80H28V78H27ZM104 80H105V78H104ZM43 81H44V80H43ZM86 81H87V80H86ZM108 81L110 82V80H108ZM113 81H114V80H113ZM117 81L119 82V80H117ZM121 81H124V80H121ZM33 82H34V81H33ZM65 82H66V81H65ZM83 82H84V81H83ZM99 82L101 83V81H99ZM143 82H144V81H143ZM2 83H3V79L1 80L0 84H2ZM23 83H24V82H23ZM28 83H29V82H28ZM40 83H41V82H40ZM40 83H39V84H40ZM46 83H44V82L41 83V84L39 85V89L37 88V89H38V92H37V90H36V93H37V94H35L36 96L33 95V96H34V100H35V104H36V101L40 100V101H39V106H38V104H36V107H35V105L33 106L35 109L38 108V107H41L40 103H41L42 100H44L43 97H44V94L46 93V92L44 93V91H49V90H48L49 88H50V90L53 89V88H52V85H53V84H52V85H48V84H46ZM52 83H53V80H52ZM54 83H55V81H54ZM67 83H68V81H67ZM110 83H111V82H110ZM115 83H117V82L115 81ZM123 83H124V82H122V84H123ZM203 83H204V82H203ZM14 84H15V83H14ZM19 84H20V83H19ZM29 84H30V83H29ZM29 84H28V86H29ZM43 84H46V85H43ZM59 84H60V83H59ZM63 84H64V83H63ZM118 84L121 85L120 83H118ZM138 84H139V83H138ZM140 84L142 85V83H140ZM140 84H139V85H140ZM144 84H145V83H144ZM146 84H147V83H146ZM146 84H145V85H146ZM201 84H202V83H201ZM4 85H5V83H3V88H4ZM20 85L22 86V84H20ZM26 85H27V84H26ZM83 85H85V84H83ZM119 85H118V86H119ZM123 85H124V84H123ZM9 86H10V85H9ZM12 86H14V85H12ZM55 86H57V85L55 84L54 87H55ZM121 86H122V85H121ZM133 86H135V85H133ZM136 86H137V85H136ZM146 86H147V85H146ZM16 87H18V85H17ZM23 87H24V86H23ZM69 87H70V86H69ZM123 87H124V86H123ZM129 87H130V86H129ZM140 87H141V86H140ZM140 87H139V89L141 90ZM176 87H177V86H176ZM176 87H174L175 89H174V88L171 89L172 87L170 88V89L172 90V93L175 92V93H173V94L170 93L172 96H174V94L179 95V94H180L179 92H183V91H180V89H179V92H178V90L176 91V89H177ZM3 88L1 89V91L3 90ZM8 88L11 89L12 87H8ZM19 88H20V87H19ZM24 88H25V87H24ZM32 88H34V87H32ZM51 88H52V89H51ZM59 88H60V87H58V90H57V87L54 88V90H52L53 94H54V92H58V94H59V91H60ZM74 88H75V87H74ZM132 88H133V87H132ZM166 88H167V87H166ZM168 88H169V87H168ZM4 89H5V88H4ZM6 89H7V88H6ZM15 89H16V88H14V91H15ZM42 89H43V90H42ZM123 89H126V87L123 88ZM128 89H129V88H128ZM134 89H135V88H134ZM136 89H137V88H136ZM139 89H138V91H139ZM162 89H163V88H162ZM16 90H18V91H15L16 93H13V94H17V92H20V91H21V93H22L21 88H20V91H19V89H16ZM23 90H24L25 92L27 91V89H26V90L23 89ZM55 90H56V91H55ZM66 90H67V89H66ZM84 90H85V89H84ZM164 90H165V89H164ZM167 90H168V89H167ZM171 90H170V91H171ZM174 90H175V91H174ZM181 90H183V89H181ZM191 90H192V89H191ZM6 91H7L8 93H10L8 90H6ZM61 91L64 92V90H61ZM70 91H72V93L74 92V90H71V88H70ZM85 91H87V90H85ZM135 91H136V90H135ZM161 91H162V90H161ZM165 91H166V90H165ZM185 91H186V90H185ZM188 91H189V90H188ZM205 91H206V90H205ZM227 91H228V90H227ZM27 92L29 93V90H28ZM27 92H26V94H27ZM33 92L35 93V91H33ZM49 92H50V91H49ZM49 92H48V93H49ZM75 92H76V94H77V91H75ZM132 92H133V91H132ZM132 92H131V94L134 95V93H132ZM176 92H177V93H176ZM191 92H192V91H190L189 93H191ZM8 93H6V94H8ZM21 93H20V94H21ZM43 93H44V94H43ZM48 93H46V94H48ZM50 93H51V92H50ZM65 93H66V92H65ZM67 93H68V92H67ZM92 93H93V92H92ZM98 93H99V92H98ZM135 93H136V92H135ZM162 93H163V92H162ZM164 93H165V92H164ZM206 93H207V92H206ZM23 94H24V93H23ZM32 94H33V93H32ZM46 94H45V98L48 97ZM51 94H52V93H51ZM53 94H52V95H53ZM68 94H69V95H72L71 93H68ZM76 94L73 93L72 98H73V97H76ZM129 94H130V93H129ZM136 94H137V93H136ZM182 94H183V93H182ZM185 94H186V93H185ZM261 94H262V93H261ZM263 94H264V93H263ZM0 95H1V94H0ZM28 95H29V94H28ZM65 95H66V94H65ZM90 95H91V94H90ZM99 95H100V94H99ZM141 95H142V94H141ZM176 95H175V97H176ZM189 95H190V94H189ZM226 95H227V94H226ZM13 96H14V95H13ZM13 96H12V97H13ZM66 96H68V95H66ZM66 96H65V97H66ZM79 96H80V95H79ZM121 96H122V95H121ZM135 96H136V95H135ZM164 96H165V95H164ZM167 96H169V95H167ZM183 96H184V95H183ZM196 96H197V95H196ZM1 97H2V98H5V97H3V96H1ZM7 97H8V96H7ZM18 97H19V93H18ZM30 97H31V93H30ZM52 97L54 98V96H52ZM59 97H60V96H59ZM94 97H95V96H94ZM111 97H112V96H111ZM119 97H120V96H119ZM119 97L116 96V98H118V99H119ZM137 97H138V96H137ZM156 97H158V96H156ZM159 97H160V96H159ZM198 97H199V96H198ZM225 97H227V96H225ZM8 98H9V97H8ZM15 98H16V97H15ZM19 98H21V97H19ZM19 98H17L18 101H19ZM23 98H24V97H23ZM25 98H28V97H25ZM42 98H43V99H42ZM53 98L51 99V97H50V98H48V100L51 99L52 101H54ZM70 98H71V96H70L69 98H67L66 101H68V102H65V103H66V107H67V103H69V104H68V107H70V105L72 106V103H73L72 100H75V99H76V98H75V99H72V100H71ZM77 98H78V95H77ZM82 98H85V99H86V97H83V96H82ZM82 98H80V100H81ZM99 98H100V97H99ZM99 98L97 97V99H99ZM114 98H115V96H114ZM121 98H122V97H121ZM126 98H127V97H126ZM188 98H189V97H188ZM30 99H31V98H30ZM30 99L28 98V100H29V101L31 102V104H32V103H33L32 101H34V100L31 101ZM54 99H55V98H54ZM60 99H61V98H60ZM68 99H70L71 101L68 100ZM78 99H79V98H78ZM124 99H125V98H124ZM153 99H154V98H153ZM157 99H158V98H157ZM159 99H161V98H159ZM10 100H11V99H10ZM20 100H21V99H20ZM28 100H26V101H28ZM51 100H49L48 103H50ZM61 100H62V99H61ZM80 100H78V101H80ZM82 100H83V99H82ZM87 100H89V99H87ZM91 100H92V99H91ZM99 100H101V98H100ZM108 100H109V99H108ZM108 100H107V101H108ZM110 100H111V99H110ZM110 100H109V103L111 102ZM120 100H121V99H120ZM198 100H199V99H198ZM4 101H5V100H4ZM21 101H23V100H21ZM21 101H20V102H21ZM29 101H28V102H29ZM52 101H51V102H52ZM63 101H65V100H62V102H63ZM69 101L71 102V104H70ZM84 101H85V100H84ZM116 101L118 102V104L120 103L119 100H115V103H117ZM159 101H160V100H159ZM8 102H9V101H8ZM24 102H25V101H24ZM28 102H27V103H28ZM42 102H43V104H44L45 100L42 101ZM55 102H56V101H55ZM55 102H54V103H55ZM91 102H92V101H91ZM125 102H126V101H125ZM156 102H158V101H156ZM156 102H155V100H154V103H156ZM160 102H161V101H160ZM163 102H164V101H163ZM211 102H212V101H211ZM2 103H3V102H2ZM11 103H12V102H11ZM14 103H16V102H14ZM25 103H26V102H25ZM37 103H38V102H37ZM46 103H47V101L45 102V104H46ZM65 103H64V105H65ZM82 103H83V102H82ZM94 103H95V102H94ZM113 103H114V99H113ZM126 103L129 104V101H127ZM139 103H140V102H139ZM5 104H6V102H5ZM5 104H4V105H5ZM29 104H30V103H29ZM33 104H34V103H33ZM41 104H42V103H41ZM51 104H52V103H51ZM55 104H57V103H55ZM58 104H60V103L58 102ZM58 104H57V105H58ZM79 104H80V103H79ZM83 104H85V103H83ZM92 104H93V103H92ZM98 104H99V103H98ZM110 104H112V102H111ZM120 104H121V103H120ZM133 104H134V103H133ZM152 104H153V103H152ZM246 104H247V103H246ZM19 105H20V104H19ZM25 105H27V104H25ZM25 105H24V106H25ZM85 105H87V104H85ZM96 105H97V104H96ZM114 105H115V104H114ZM130 105H132V104H130ZM142 105H143V104L141 103V106H142ZM154 105H156V104H153V106H154ZM158 105H159V102H158ZM160 105H161V104H160ZM0 106H1V105H0ZM15 106H16V105H15ZM37 106H38V107H37ZM43 106H44V105H43ZM52 106H53V105H52ZM77 106H78V104H77ZM77 106H76V108H77ZM80 106H81V104H80ZM109 106H110V105H109ZM116 106H118V105H116ZM116 106H115V107H116ZM121 106H122V104H121ZM136 106H137V105H136ZM141 106H140V109H141ZM2 107H3V106H2ZM6 107H8V104H7ZM12 107H13V105H12ZM17 107H18V104H17ZM30 107L32 108L31 105H30ZM46 107H47V106H46ZM93 107H94V106H93ZM138 107H139V106H138ZM142 107H143V106H142ZM145 107H147V105H146ZM145 107H144V109H145ZM150 107H151V106H150ZM170 107H171V106H170ZM8 108H9V107H8ZM15 108H16V107H15ZM44 108H45V107H44ZM109 108L111 109V107H109ZM124 108H125V106H124ZM124 108L120 107V110H121V109L123 110ZM135 108H137V107L134 106V110H135V112H136V109H135ZM176 108H177V107H176ZM187 108H188V107H187ZM192 108H193V106H192ZM238 108H239V107H238ZM3 109H5V107H4ZM10 109H11V108H10ZM12 109H13V108H12ZM17 109H18V108H17ZM41 109H42V108H41ZM41 109H39V110L41 111ZM87 109H88V108H87ZM107 109H108V108H107ZM127 109H128V108H127ZM127 109L125 108V110H127ZM146 109H147V110H146V112H147V111H148V107H147ZM6 110H8V109H6ZM6 110H5V111H6ZM36 110H38V109H36ZM36 110H35V111H36ZM39 110H38V111H39ZM45 110H46V109H45ZM51 110H52V115H53V113H54V112H53V109H51ZM68 110H69V109H68ZM68 110H67V111H68ZM70 110H71V112H72V109H70ZM91 110H92V108H91ZM118 110H119V109H118ZM120 110H119V111H120ZM125 110L122 111V112H124V114L126 113ZM128 110H129V109H128ZM160 110H161V109H160ZM172 110H173V109H172ZM182 110H183V109H182ZM242 110H243V109H242ZM9 111H11V110H9ZM12 111H13V110H12ZM15 111H16V110H15ZM15 111H14V112H15ZM20 111H21V110H20ZM32 111H33V110H32ZM32 111H31V112H32ZM35 111H33L34 114H33V113H32V114L36 116L37 113L35 114ZM38 111H37V112H38ZM47 111H49V109H48ZM57 111H58V110H57ZM85 111H86V110H85ZM95 111H96V110H95ZM95 111H94V112H95ZM144 111H145V110H144ZM150 111H151V110H150ZM150 111L148 112V114L150 113V114H149V118H151L152 115H153V113H154V112L152 113V112H150ZM155 111H156V110H155ZM14 112H11V113H14ZM44 112H45V111H44ZM73 112H74V111H73ZM73 112H72V113H73ZM94 112H93V115H94V119H95V116L97 115V113H95V114H96V115H95ZM116 112H117V111H116ZM116 112H114V113L116 114ZM130 112H131V111H130ZM166 112H167V111H166ZM42 113H43V112H42ZM47 113H48V112H47ZM50 113H51V111H50ZM55 113H59V112H55ZM66 113H67V112H66ZM68 113H70V111H68ZM76 113H78V112H76ZM79 113H80V112H79ZM86 113H87V112H85V116H86ZM119 113H120V112H118V115H119ZM132 113H134V111H132ZM137 113H138V112H137ZM17 114H18V112H17ZM23 114H24V116H26L25 113H23ZM48 114H49V113H48ZM74 114H75V112H74L72 115H74ZM91 114H92V112H91ZM128 114H129V112H128ZM161 114H162V113H161ZM173 114H174V113H173ZM253 114H254V113H253ZM6 115H7V116L9 115L10 118L7 117ZM11 115H12V116H11ZM13 115L16 116V114H10L9 112H8V113L5 112V115H4V116H6L7 119L9 118V119H11V120L13 121V118H17V117H18V116L14 117ZM18 115H19V114H18ZM33 115H32V116H33ZM37 115H39V114H37ZM44 115H45V114H44ZM44 115H43V116H44ZM81 115H82V114H81ZM112 115H113V114H112ZM121 115H122V114H121ZM126 115H127V114H126ZM144 115H146V113H145ZM150 115H151V116H150ZM155 115H156V114H155ZM155 115H154V116H155ZM239 115H240V114H239ZM29 116H30V115H29ZM35 116H34V117H35ZM53 116H54V115H53ZM58 116H59V115H58ZM58 116H56L55 119H57ZM66 116H67V115H66ZM82 116H83V115H82ZM87 116H88V115H87ZM87 116H86V117H87ZM89 116H90V115H89ZM113 116H114V115H113ZM122 116H123V115H122ZM124 116H125V115H124ZM138 116H139V114H138ZM154 116H153V118H154ZM158 116H159V115H158ZM241 116H242V115H241ZM0 117H2V116H0ZM6 117H5V119H6ZM11 117H12V118H11ZM19 117H20V115H19ZM38 117H40V115H39ZM38 117H36V118H38ZM50 117L52 118V116H49L48 118H50ZM61 117H62V115H61ZM90 117H91V116H90ZM127 117H128V116H127ZM127 117H124V118L126 119ZM129 117H131V116H129ZM170 117H171V116H170ZM185 117H186V115H185ZM248 117H249V116H248ZM261 117L264 119L263 115H262ZM27 118H28V116H27ZM40 118H41V117H40ZM64 118H65V117H64ZM66 118L69 119V117H66ZM66 118H65V119H66ZM76 118H77V117H76ZM88 118H89V117H88ZM97 118H98V117H97ZM118 118H120V117H116V119H118ZM121 118H122V120L124 119L123 117H121ZM138 118H139V117H138ZM171 118H172V117H171ZM0 119H1V118H0ZM9 119H8V120H9ZM19 119H20V118H19ZM21 119H22V118H21ZM23 119H24V118H23ZM32 119H33V118H32ZM43 119H44V118H43ZM58 119H59V117H58ZM62 119H63V118H62ZM125 119H124L123 121H125ZM144 119H145V118H144ZM144 119H143V120H144ZM240 119H241V118H240ZM242 119H243V118H242ZM255 119H256V118H255ZM3 120H4V119H3ZM14 120H15V119H14ZM48 120H49V119H48ZM48 120H47V122H48ZM52 120H53V119H52ZM91 120H93L92 117H91ZM120 120H121V119H119V121H120ZM151 120H152V119H151ZM156 120H157V119H156ZM170 120H171V119H170ZM237 120H238V119H237ZM250 120H251V119H250ZM257 120H258V119H257ZM20 121H21V120H20ZM22 121H23V120H22ZM22 121H21V122H22ZM38 121H39V120H38ZM38 121H37V123H38ZM40 121H41V124L43 125V123H42V122H43L42 119H41ZM53 121H54V124H55L56 121H55V120H53ZM148 121H149V120H148ZM154 121H155V120H154ZM0 122H1V120H0ZM10 122H11V121H10ZM18 122H19V120H18ZM44 122H46V119L44 120ZM47 122L44 123V124H47ZM49 122H50V121H49ZM57 122H58V121H57ZM60 122H61V121H60ZM88 122H89V121H88ZM138 122H140V121L138 120ZM151 122H152V121H151ZM167 122H168V121H167ZM205 122H206V121H205ZM249 122H250V121H248V123H249ZM23 123H24V122H23ZM35 123H36V122H35ZM58 123H59V122H58ZM71 123H72V122H71ZM94 123H96V122H94ZM94 123H93V124H94ZM144 123H146V122L144 121ZM170 123H171V122H170ZM207 123H208V122H207ZM260 123H261V122H260ZM19 124H20V123H19ZM32 124H33V123H32ZM39 124H40V123H39ZM48 124H49V123H48ZM48 124H47V125H48ZM54 124H53V125H54ZM87 124H88V123H87ZM91 124H92V123H91ZM96 124H98V122H97ZM99 124H100V123H99ZM99 124H98V125H99ZM121 124H122V121H121ZM123 124H125V122H123ZM130 124H131V123H130ZM151 124H152V123H151ZM153 124H154V123H153ZM188 124H189V123H188ZM0 125H1V124H0ZM27 125H28V124H27ZM42 125H40V126H42ZM49 125H50V124H49ZM49 125L47 126L48 128L51 126V125H50V126H49ZM102 125H103V124H102ZM125 125H126V124H125ZM127 125H128V123H127ZM138 125H139V124H138ZM146 125H147V124H146ZM206 125H207V124H206ZM261 125H262V124H261ZM14 126H15V125H14ZM43 126H44V125H43ZM55 126H58V124L55 125ZM94 126H95V125H94ZM108 126H109V125H108ZM116 126H117V125H116ZM123 126H124V125H123ZM123 126H121V127H123ZM141 126H142V125H141ZM144 126H145V125H144ZM3 127H4V125L2 126V128H1V126H0V131H1V135H0V136H3L4 138H7V137H8V131H7L6 129H4ZM23 127H24V126H23ZM84 127H85V125H84ZM87 127H89V126L87 125ZM95 127H98V126L96 125ZM104 127H107V126H104ZM104 127H103V128H104ZM121 127L119 128L120 130H121ZM129 127H130V126H129ZM202 127H203V126H202ZM11 128H12V126H11ZM26 128H28V127H26ZM37 128H38V127H37ZM43 128H44V127H43ZM43 128H42V129H43ZM51 128H53V127H51ZM51 128H49V132H50ZM78 128H79V127H78ZM123 128H124L123 130H125L126 127H123ZM148 128H149V127H148ZM173 128H174V127H173ZM189 128H190V127H189ZM197 128H198V127H197ZM12 129H13V128H12ZM16 129H17V128H16ZM23 129L25 130V128H23ZM31 129H32V127H31ZM31 129H30V130H31ZM40 129H41V128H40ZM42 129H41V130H42ZM53 129H55V127H54ZM100 129H101V128H100ZM127 129H128V128H127ZM127 129L125 130V133L127 132ZM209 129H210V128H209ZM259 129H260V128H259ZM27 130H28V129H27ZM38 130H39V129H38ZM45 130L48 131L47 128H46ZM97 130H99V128H98ZM97 130L94 131L95 134H96ZM147 130H148V129H147ZM168 130H169V129H168ZM179 130H180V129H179ZM199 130H200V129H199ZM256 130H257V129H256ZM262 130H264V129H262ZM15 131H16V130H15ZM35 131H36V130H35ZM52 131H53V130H52ZM54 131H55V130H54ZM91 131H92V132H90V133L93 134V129H91ZM100 131H102V130H100ZM121 131H122V130H121ZM129 131H130V130H129ZM208 131H209V130H208ZM16 132H17V131H16ZM16 132H15V133H16ZM25 132H26V131H25ZM33 132H34V131H33ZM42 132H43V130H42ZM45 132H46V131H45ZM56 132H57V131H56ZM162 132H163V131H162ZM171 132H172V131H171ZM179 132H181V131H179ZM209 132H210V131H209ZM9 133H10V132H9ZM23 133H24V131H23ZM40 133H41V131H40ZM86 133H89V132H86ZM165 133H166V132H165ZM165 133H164V134H165ZM173 133H174V132H173ZM181 133H182V132H181ZM183 133L185 134V133H187V132H183ZM261 133H263V132H261ZM28 134H29V133H28ZM43 134H44V132H43ZM67 134H68V133H67ZM84 134H85V133H84ZM84 134H83V135H84ZM102 134H103V132H102ZM171 134H172V133H171ZM177 134H178V132H177ZM179 134H180V133H179ZM16 135H17V134H16ZM39 135H40V134H39ZM49 135H50V134H49ZM53 135L55 136L54 132H53L52 136H53ZM59 135H61V134H59ZM80 135H81V134H80ZM100 135H101V134H100ZM118 135H119V133H118ZM180 135H181V134H180ZM187 135H189V134H187ZM261 135H263V134H261ZM19 136H20V135H19ZM22 136H23V135H22ZM42 136H43V135H42ZM54 136H53V137H54ZM78 136H79V135H78ZM90 136H92V135H90ZM173 136H174V135H173ZM178 136H179V135H178ZM23 137H24V136H23ZM32 137H34V136H32ZM35 137H36V136H35ZM38 137H39V136H38ZM44 137H46V136H44ZM44 137H43V138H44ZM48 137H49V136H48ZM48 137H47V138H48ZM157 137H158V136H157ZM167 137H168V139H170L169 136H168V134H167ZM175 137H177V136H175ZM175 137H174V138H175ZM187 137H189V136H185L184 138H187ZM220 137H221V136H220ZM0 138H1V140L4 141V138H3V139H2V137H0ZM10 138H11V137H9L8 140H6V142H4V143L8 144V143L11 141ZM24 138H25V137H24ZM39 138H40V137H39ZM39 138H38V139H39ZM47 138H44V139H47ZM96 138H97V137H96ZM109 138H110V137H109ZM177 138H179V137H177ZM191 138H192V137H191ZM11 139H12V138H11ZM21 139H22V138H21ZM30 139H32V138H30ZM50 139H52V137H51ZM50 139H49V141H50ZM53 139H55V138H53ZM72 139H73V138H72ZM78 139H79V138H78ZM81 139H82V138H81ZM132 139H133V138H132ZM180 139H181V137H180ZM1 140H0V141H1ZM32 140H33V139H32ZM34 140H35V139H34ZM36 140H37V139H36ZM62 140H63V139H62ZM111 140H112V139H111ZM166 140H167V138H166ZM172 140H173V139H172ZM176 140H177V139H176ZM197 140H198V139H197ZM8 141H9V142H8ZM20 141H21V140H20ZM52 141H53V140H52ZM55 141H57V140L55 139ZM55 141H53V142H55ZM65 141H66V140H65ZM234 141H235V140H234ZM18 142H19V141H17V143H18ZM26 142H27V141H26ZM40 142H41V141H40ZM45 142H46V141H45ZM162 142H163V141H162ZM259 142H260V141H259ZM2 143H3V142H2ZM10 143H11V144H10ZM10 143H9L10 145H12V146L15 147V145H13V142H12V141H11ZM20 143H21V142H20ZM20 143H19V145L17 144L18 147L20 146V148L17 149V146H16V149H17V150H13L14 147H13V149L10 148V147H9L10 145H8L9 149L7 148V146L4 147V149L7 148V150H9V151H10V149H11V151H12V150H13L14 152L16 151L17 153H14V154H17L18 157H20V155L23 156V154H25V155H26V158L24 157V159H27L28 157L31 156L30 154H29V156L27 155L28 153H31V152H30L31 150L28 148L27 150H29V151H26V149H25L24 152L26 151V152H28V153H24V152H23V149L26 148V147H25L26 144L23 146V145H20ZM37 143H38V142H37ZM55 143H56V142H55ZM57 143H59V142H57ZM60 143H61V142H60ZM65 143H66V142H65ZM111 143H112V142H111ZM113 143H114V142H113ZM134 143H135V142H134ZM163 143H164V142H163ZM233 143H234V142H233ZM237 143H238V142H236V144H237ZM23 144H24V143H23ZM49 144H50V143H49ZM107 144H108V143H107ZM107 144H105V145H107ZM109 144H110V143H109ZM115 144H116L117 146L119 145V144H117V143H114V146H116ZM206 144H207V143H206ZM29 145H30V144H29ZM29 145H28V146H29ZM43 145H44V144L42 143V145H41L42 148H44ZM47 145H48V143H47ZM47 145H46V146H47ZM56 145H57V144H56ZM62 145H63V144H62ZM62 145H60V146H62ZM130 145H131V144H130ZM233 145H234V144H233ZM0 146H2V145H0ZM3 146H5V144H3ZM22 146H23L24 148H22ZM53 146H54V145H53ZM63 146H64V145H63ZM63 146H62V147H63ZM67 146H68V145H67ZM69 146H70V145H69ZM84 146H86V145H84ZM108 146H109V145H108ZM110 146H111V144H110ZM110 146L107 147V148H110ZM112 146H113V145H112ZM114 146H113V147H114ZM143 146H144V143H143ZM178 146H179V143H178ZM183 146H185V145H183ZM197 146H198V145H197ZM212 146H214V145H212ZM231 146H232V144H231ZM33 147H34V146H33ZM41 147L39 148V146H38V148H39L38 151H39V153H40V151H41L42 154H43V152H44V153H45V158H43V157H44V154H43V157H41L42 155L40 154V155H37V156H38L37 159H39V156H40L41 159H39V161L41 160L42 164H41V162H40V163H38V165H37V164L35 165V163H33L34 165H31L30 162H29V164H30V168H29V169H32V170H33V168H34V170H35V166H36V167H39V166L44 167V166H46V165L43 166V163L45 164V163L47 162L45 159H47L48 156H53V154L56 155V152L53 150L54 147H53V149H49L48 146L45 147V148H48V149L46 150L47 153H46L44 150H43V151L40 150ZM105 147H106V146H105ZM119 147H120V145H119ZM151 147H152V146H151ZM151 147H149V148H151ZM179 147H180V146H179ZM191 147H192V146H191ZM235 147H236V146H235ZM38 148H37V149H38ZM66 148H67V147H66ZM101 148H102V147H101ZM101 148H100V149H101ZM117 148H118V147H117ZM120 148H121V147H120ZM120 148H118V149H120ZM143 148H144V147H143ZM185 148H187V144H186ZM193 148L195 149V147H193ZM193 148H192V149H193ZM227 148H228V147H227ZM233 148H234V146H233ZM247 148H248V147H247ZM113 149H114V148H113ZM121 149H122V148H121ZM121 149H120V151H121ZM124 149H125V148H124ZM178 149H180V148H178ZM188 149H189V147H188ZM192 149H191V150H192ZM228 149H229V148H228ZM7 150H6V151L4 150V151L7 153V152H8ZM33 150H34V149H33ZM33 150H32V151H33ZM48 150H49V151L52 150L51 152H53V151H54V152H53V153H48V152H49ZM94 150H95V149H94ZM106 150H107V149H106ZM122 150H123V149H122ZM148 150H149V149H148ZM180 150H181V149H180ZM191 150H190V151H191ZM229 150H231V149H229ZM0 151H1L2 156H3V153H4V155H5V152H3L1 148H0ZM38 151L36 150V152H38ZM63 151H64V149H63ZM100 151H101V150H100ZM108 151H109V149H108ZM108 151H107V152H108ZM112 151H113V150H112ZM193 151H195V150H193ZM234 151H235V150H234ZM36 152H35V150H34V152H33L32 154H34V153H36ZM107 152H106V153H107ZM110 152H111V151H110ZM110 152H108V153H110ZM114 152H116V151H114ZM125 152H126V149H125ZM127 152H128V151H127ZM196 152H197V151H196ZM261 152H264V150L261 151ZM9 153H10V154H9ZM100 153H101V152H100ZM102 153H103V152H102ZM112 153H113V152H112ZM112 153H110V154L112 155ZM116 153H117V152H116ZM122 153H123V152H122ZM190 153H191V152H190ZM229 153H230V152L228 151V155H229ZM12 154H13V153H12ZM12 154H11V152H8L7 156H8V155L11 156ZM14 154H13V155H14ZM36 154H37V153H36ZM46 154H47V155H46ZM49 154H51V155H49ZM120 154H121V152H119L117 155H120ZM126 154H127V153H126ZM198 154H199V153H198ZM223 154H224V153H223ZM13 155L11 156V159H8L9 156H8L7 158H6L5 156H3V157L0 156V157L3 158V160H4V157H5L6 160H9V162H10V160H13V161L15 162V159H16L17 155H16V157H15V156L13 157ZM25 155H24V156H25ZM59 155H60V154H59ZM61 155H62V154H61ZM101 155H104V154H101ZM215 155H216V154H215ZM226 155H227V153L225 154V156H226ZM231 155H232V154H231ZM231 155H230V156H231ZM263 155H264V154H263ZM27 156H28V157H27ZM107 156H108V155H107ZM244 156H245V155H244ZM31 157H32V156H31ZM59 157H61V156H59ZM102 157H103V156H102ZM108 157H109V156H108ZM111 157L113 158V156H111ZM117 157H119V156H117ZM117 157H116V154H115V158H117ZM129 157H130V156H129ZM226 157H227V156H226ZM12 158H13V159H12ZM14 158H15V159H14ZM22 158H23V157H22ZM32 158H33V157H32ZM34 158H36L35 155H34ZM88 158H89V157H88ZM90 158H94V157H90ZM123 158H124V157H123ZM162 158H163V157H162ZM244 158H245V157H244ZM18 159H19V158H17V160H18ZM24 159H23V160H24ZM37 159H36V160H37ZM43 159H44L46 162L43 161ZM54 159H55V158H54ZM57 159H58V158H57ZM95 159H96V158H95ZM95 159H93V163L97 160V159H96V160H95ZM103 159H104V158H103ZM103 159H102V162H103V163L100 162V163H99L100 165H101V163H102V165L104 164ZM105 159H106V157H105ZM126 159H127V158H126ZM151 159H152V158H151ZM1 160H2V159H0V164H1V163L4 164V161L6 162V160H4L3 162H1ZM17 160H16L15 163H18L19 166L22 165V164L19 163V162H20V159H19V162H18ZM21 160H22V159H21ZM23 160H22V161H23ZM34 160H35V159H34ZM52 160H53V159H52ZM120 160H122V159H120ZM22 161H21V162H22ZM50 161H51V160H50ZM55 161H57V163H58V160L55 159L54 162H55ZM90 161H91V160H90ZM99 161H100V160H99ZM113 161H115V160H113ZM9 162L7 161V164H8V166H9V168L13 167L12 169H10V171L15 170L14 168H15V167L17 168L18 165L16 164L17 166H15V165L12 163V161H11L12 164L9 165ZM24 162H25V160H24ZM34 162H35V161H34ZM96 162H98V160H97ZM116 162L118 163V161H116ZM208 162H209V161H208ZM25 163L28 164V162H25ZM49 163H50V162H48V164H49ZM55 163H56V162H55ZM193 163H194V162H193ZM224 163H225V162H224ZM249 163H250V162H249ZM29 164H28V165H29ZM39 164H40V165H39ZM50 164H51V163H50ZM105 164H106V163H105ZM215 164H216V163H215ZM4 165H5V164H4ZM51 165H52V164H51ZM57 165H58V164H57ZM94 165H95V164H94ZM127 165H128V164H127ZM200 165H201V164H200ZM14 166H15V167H14ZM19 166H18V169L21 170L22 168H19ZM83 166H84V168L86 167L85 165H83ZM83 166H82V167H83ZM108 166H109V164H108ZM141 166H142V165H141ZM21 167H23V166H21ZM28 167H29V166H28ZM42 167L40 168V170H39V168H36L37 171H35V172H36V173L38 172L37 174H38L39 176H38L37 174H35V173H32V172H31L32 170H31V171L29 170L30 173H29L28 169H27L26 171H28V174H29V175H31V174H35V175H37L36 177H38V179H40V178H42V176L40 177L41 174L44 176V173H42V171H43V170H42ZM79 167H80V166H79ZM102 167L105 168L104 166H102ZM129 167H131V166H129ZM132 167H133V166H132ZM132 167H131V168H132ZM164 167H165V166H164ZM48 168H49V171H50V172H51V170L53 169V168H51V166H49ZM50 168H51V170H50ZM86 168H88V167H86ZM86 168H85V169H86ZM111 168H112V167H111ZM23 169H24V168H23ZM23 169H22L21 171H25V170H23ZM45 169H46V167H45ZM54 169H55V168H54ZM82 169H83V168H82ZM82 169H81V171H82ZM93 169H94V167H93ZM93 169H91V170L93 171ZM96 169H97V166H96ZM105 169H106V168H105ZM112 169H113V168H112ZM114 169H115V168H114ZM0 170H1V171H3V170L5 171V169H4L3 167H2V169L0 168ZM34 170H33V172H34ZM89 170H90V166H89L88 170L86 169V171L88 172V173H86V176H87L88 174H89V176L91 175L89 172L93 173L92 171H89ZM162 170H163V169H162ZM4 171H3V172H4ZM16 171H18V170H16ZM103 171H104V170H103ZM105 171L107 172V170H105ZM113 171H115V170H112V172H113ZM131 171H132V169L130 170V173H131ZM182 171H183V170H182ZM45 172H46V170H45ZM83 172H84V170H83ZM83 172H82V173H83ZM96 172H97V171H96ZM96 172L94 171V173H93L92 175H94V174L98 175ZM161 172H162V171H161ZM6 173H7V172H4V174H5V175H4V174H2V172H1V175H3L4 178H3V177L0 178V185H3V184H4V180L6 181V178H8L7 181H6V183H7V182H11V181H9V180H10V179H9V176H8V177H5V176L8 174V173H7V174H6ZM17 173L20 174L21 172L18 171V172L15 173V174L18 176L19 174H17ZM22 173H25V172H22ZM22 173H21V174H22ZM51 173H54V174H55V172H53V170H52ZM56 173H57V172H56ZM98 173H100V171H99ZM155 173H156V172H155ZM12 174H13V173H12ZM15 174H13L12 176H11V174H10V177H12V178H13V176L15 177ZM46 174H48V173L46 172ZM60 174H61V173H60ZM83 174H84V173H83ZM105 174H106V173H105ZM105 174H104V175H105ZM108 174H109V173H108ZM110 174L112 175V173H110ZM114 174H115V172H114ZM132 174H134V171H133ZM132 174H131V176H132ZM135 174H136V173H135ZM135 174H134V177H135L138 173H137L136 175H135ZM24 175H25V174H24ZM26 175H27V174H26ZM51 175H53V174H51ZM55 175H57V174H55ZM84 175H85V174H84ZM92 175H91V176H92ZM101 175H102V171H101L100 177H101ZM106 175H107V174H106ZM161 175H162V174H161ZM31 176H32V175H31ZM33 176H34V175H33ZM46 176H48V175H46ZM60 176H61V175H60ZM137 176H138V175H137ZM206 176H207V175H206ZM49 177H50V176H49ZM52 177H53V176H52ZM64 177H65V176H64ZM94 177H95V176H94ZM97 177H98V176H97ZM100 177H99V178H100ZM107 177H108V176H106V178H107ZM111 177H112V176H111ZM2 178H3L4 180H2ZM23 178H24V176H23ZM26 178H27V177H26ZM33 178H34V180H33V179L31 180V179H28V178H27V179H28L29 182H30V181L35 182L37 178H35V176H34ZM45 178H46V177H44V178H42V179L44 180ZM53 178H54V177H53ZM55 178H56V177H55ZM101 178H103V177H101ZM104 178H105V176H104ZM104 178H103L102 180H105ZM138 178H139V177H138ZM244 178H245V177H244ZM14 179H16V178H13V180H14ZM17 179H18V180H17V181H18V182H17V185L22 187V183H23V182H22V176H20V178H19V176H18ZM19 179H21V181H20ZM58 179H61V178H59V176H58V178H56V181H57ZM70 179H72V178H70ZM131 179H132V177H131ZM134 179H137V178H134ZM134 179H133V180H134ZM173 179H174V178H173ZM236 179H237V178H236ZM1 180L3 181V183H1V182H2ZM62 180H63V179H62ZM100 180H101V179H100ZM122 180H123V179H122ZM23 181L28 182L25 178L23 179ZM129 181H130V180H129ZM157 181H158V180H156V182H157ZM196 181H197V180H196ZM208 181H209V180H208ZM15 182H16V181H15ZM25 182H24V184L26 185V186H25V189H26L27 192H29V194H31V193H30V192H31L30 189H28L29 187H31V186H28V185H30V183H28V185H27V183H25ZM70 182H71V181H70ZM127 182H128V181H127ZM182 182H183V181H182ZM227 182H228V181H227ZM51 183H52V182H51ZM51 183H50V184H51ZM66 183H67V182H66ZM128 183H130V182H128ZM134 183H135V181H134ZM134 183H133V184H134ZM141 183H142V182H141ZM197 183H198V182H197ZM204 183H205V182H204ZM233 183H235V182H233ZM8 184H9V185H8ZM19 184H20V185H19ZM31 184H32V183H31ZM33 184L36 185V182L33 183ZM48 184H49V182H48ZM48 184H47V187H48V189H49ZM133 184H132V185H133ZM138 184H139V183H138ZM207 184H208V183H207ZM240 184H241V183H240ZM7 185H8V186H7ZM39 185H41V184H39ZM42 185H43V184H42ZM42 185H41V186H42ZM51 185H52V184H51ZM71 185H72V184H71ZM145 185H146V184H145ZM219 185H220V184H219ZM6 186L9 188V187H10V183L5 184V187H6ZM14 186H15V185H14ZM23 186H24V185H23ZM41 186H40V187H41ZM7 187H6V188H7ZM21 187H20V188H21ZM26 187H27V188H26ZM176 187H177V185H176ZM181 187H182V186H181ZM185 187H186V186H185ZM215 187H216V186H215ZM6 188L4 189L5 191H6ZM15 188H16V187H15ZM41 188L43 189V187H41ZM45 188H46V187H45ZM183 188H184V187H183ZM195 188H196V187H195ZM0 189H1V186H0ZM12 189H13V188H12ZM21 189H23V188H21ZM21 189H20V190H21ZM25 189H23V190L25 191ZM27 189H28V190H27ZM33 189H34V187H33ZM48 189H46V190H48ZM63 189H64V188H63ZM181 189H182V188H181ZM259 189H260V187H259ZM4 190H3V191H4ZM9 190H10V189H9ZM37 190H38V189H37ZM37 190H34V191L37 192ZM43 190H45V189H43ZM43 190H41V191L38 190V193L41 194V195H43V196L45 195V197H47L48 199L52 198V196H53V201H54V199H55V201H56V198H57V197L55 196L56 193H57V192L59 193V192L62 191V190L59 191V189H58V191L56 192L57 189L54 190V188H53V190L55 191V194H54V193H53L54 191L52 190V188H50L49 190L52 191V195H50V196H51V197H50L48 194H51V193H47V192H50V191H43ZM184 190H185V189H184ZM188 190H189V189H188ZM190 190H191V189H190ZM0 191H1V190H0ZM3 191H2V195H3ZM26 191H25V192H26ZM158 191H159V189H158ZM211 191H212V190H211ZM262 191H263V189H262ZM6 192H7V191H6ZM6 192H5V193H6ZM27 192H26V193H27ZM41 192H42V193H41ZM43 192H44V194H43ZM182 192H183V190H182ZM189 192H190V191H189ZM198 192H199V191H198ZM201 192H203V191H201ZM209 192H210V191H209ZM32 193H33L32 196H34V192H32ZM46 193H47L48 196H46ZM185 193H186V192H185ZM199 193H200V192H199ZM248 193H249V192H248ZM6 194H7V193H6ZM27 194H28V193H27ZM29 194H28V195H29ZM60 194H62V193H60ZM60 194H58V196H59ZM186 194H187V193H186ZM197 194H198V193H197ZM203 194H204V193H203ZM7 195H8V194H7ZM24 195H26V194H23V196H24ZM28 195H27V196H28ZM41 195H40V196H41ZM127 195H128V194H127ZM199 195H200V194H199ZM210 195H211V194H210ZM253 195H254V194H253ZM0 196H1V195H0ZM3 196H5V194H4ZM3 196H2V197H3ZM29 196H31V195H29ZM35 196H37V195H35ZM40 196H39V197H40ZM60 196L62 197V195H60ZM60 196H59L58 198H60ZM63 196H64V195H63ZM7 197H8V196H6V198H7ZM21 197H22V196H21ZM41 197H42V196H41ZM49 197H50V198H49ZM73 197H74V196H73ZM183 197H184V196H183ZM209 197H210V196H209ZM256 197H257V196H256ZM37 198H38V197H37ZM180 198H181V197H180ZM180 198H179V199H180ZM7 199H9V198H7ZM11 199H13V198L11 197ZM21 199H22V198H21ZM76 199H77V198H76ZM76 199H74V202L76 201ZM100 199H102V198H100ZM104 199H105V198H104ZM182 199L184 200V198H182ZM182 199H180V200H182ZM239 199H240V198H239ZM241 199H242V196H241ZM22 200H23V199H22ZM30 200H32V199H30ZM39 200H41V199H39ZM39 200H38V201H39ZM42 200H43V199H42ZM61 200H62V199H61ZM78 200L80 201V199H78ZM92 200H93V199H91L90 201L93 202ZM106 200H107V199H106ZM106 200H105V202H106ZM170 200H171V199H170ZM7 201H8V200H7ZM7 201H5V204H6ZM15 201H18V200H15ZM36 201H37V199H36ZM47 201H49V200H47ZM51 201H52V200L50 199V202H51ZM64 201H65V200H64ZM95 201H96V200H95ZM103 201H104V200H103ZM246 201H247V200H246ZM11 202H13V201L11 200ZM25 202H26V201H25ZM27 202H28V200H27ZM33 202H34V201H33ZM33 202L31 201V206H32V207H33V205H32ZM43 202H44V200H43ZM59 202H60V201H59ZM71 202H72V201H71ZM76 202H77V201H76ZM173 202H175V201H173ZM173 202H172V205H173ZM182 202H183V201H182ZM182 202H181V203H182ZM9 204H10V202H9ZM13 204H14V202H13ZM13 204H12V205H13ZM22 204H23V203H22ZM45 204H46V202H45ZM60 204H63V202H60ZM60 204H59V205H60ZM64 204H65V202H64ZM100 204H102V202H100ZM103 204H104V202H103ZM115 204H116V202H115ZM19 205H20V202H19ZM39 205H40V204H39ZM39 205H38L37 202H36V207L39 206ZM47 205H48V204H47ZM51 205H52V204H51ZM51 205H50V206H51ZM55 205L58 207V205L56 204V202H55ZM66 205L68 206V204H66ZM69 205H70V202H69ZM71 205H72V204H71ZM87 205H89V204H87ZM94 205H95V204H94ZM94 205H93V206H94ZM107 205H109V204H107ZM110 205H111V203H110ZM20 206H21V205H20ZM50 206L48 205V207H50ZM77 206H78V205H77ZM98 206H99V204H98ZM104 206H105V205H104ZM111 206H112V205H111ZM176 206L178 207L179 205H176ZM24 207H25V206H24ZM40 207H41V206H40ZM51 207H52V206H51ZM53 207H54V206H53ZM62 207H63V205H62ZM65 207H66V206H65ZM70 207H71V206H70ZM74 207H75V205H74ZM85 207H86V206H85ZM95 207H96V206H94V208H95ZM100 207L102 208V205H101ZM105 207H106V206H105ZM162 207H163V206H162ZM38 208H39V207H38ZM63 208H64V207H63ZM89 208H90V207H88V211H89ZM107 208H108V207H107ZM109 208L111 209V207H109ZM130 208H131V207H130ZM137 208H139V207H137ZM234 208H235V207H234ZM24 209H25V208H24ZM56 209H57V208H56ZM58 209H60V207H59ZM71 209H73V208H71ZM74 209H75V208H74ZM80 209H81V208H80ZM82 209H83V208H82ZM90 209H91V208H90ZM92 209H93V208H92ZM98 209H99V207H97V210H98ZM127 209H128V208H127ZM244 209H245V208H244ZM263 209H264V208H263ZM25 210H26V209H25ZM27 210H28V209H27ZM31 210H32V209H31ZM31 210H30V211H31ZM63 210H65V209H63ZM77 210H78V209H77ZM100 210H101V209H100ZM108 210H109V209H108ZM114 210H115V209H114ZM114 210H113V211H114ZM131 210H132V209H131ZM135 210H136V209H135ZM135 210H134V211H135ZM139 210L141 211V209H139ZM145 210H146V209H145ZM145 210H144V212L146 213ZM148 210H149V209H148ZM28 211H29V210H28ZM32 211H33V210H32ZM54 211H55V210H54ZM60 211H61V210H60ZM68 211H69V209H68ZM79 211H80V210H79ZM83 211H84V210H83ZM106 211H107V209H106ZM110 211H111V210H110ZM110 211H109V212H110ZM113 211H112V212H113ZM115 211L117 212V210H115ZM246 211H247V210H246ZM248 211H249V210H248ZM258 211H259V210H258ZM33 212H35V211H33ZM39 212H40V211H39ZM52 212H53V211H52ZM64 212H66V211H64ZM70 212H71V211H70ZM73 212H75V211H73ZM81 212H82V211H81ZM90 212L92 213V210H91ZM93 212H94V211H93ZM95 212H96V211H95ZM100 212H101V211H100ZM100 212H99V214H100ZM107 212H108V211H107ZM109 212H108V215H109ZM116 212H115V213H116ZM138 212H139V211H137V213H136V211H135L136 214H138ZM149 212H150V211H149ZM236 212H237V211H236ZM239 212H240V211H239ZM67 213H68V212H67ZM85 213H86V212H85ZM91 213H90V215L93 214V213H92V214H91ZM96 213H97V212H96ZM96 213H95V214H96ZM102 213H103V211H102ZM120 213H121V212H120ZM129 213H130V212H129ZM129 213H128V214H129ZM145 213H144V214H145ZM240 213H241V212H240ZM246 213H247V212H246ZM251 213H252V212H250V215H253V214H251ZM262 213H264V212H262ZM31 214H32V213H31ZM35 214H36V213H35ZM35 214H34V215H35ZM48 214H49V213H48ZM52 214H53V213H52ZM75 214H76V213H75ZM103 214L105 215V210H104V213H103ZM111 214H112L113 216H116V215H114L113 213H111ZM111 214H110V215H111ZM117 214H118V213H117ZM124 214H125V213H124ZM124 214H123V216H124ZM150 214L152 215V210H151V213H150ZM37 215H39V214L37 213ZM53 215H54V214H53ZM55 215H56V214H55ZM64 215H65V214H64ZM77 215H78V213H77ZM79 215H80V214H79ZM79 215H78V216H79ZM88 215H89V214H88ZM108 215H107V216H108ZM140 215H141V214H140ZM140 215H139V217H140ZM248 215H249V214H248ZM71 216H72V218L74 217L73 215H71ZM78 216H77V217H78ZM94 216H95V215H94ZM94 216H91V217H94ZM100 216H101V215H100ZM113 216H112V217H113ZM118 216H120V215H117V217H118ZM132 216H133V214H132ZM141 216H142V215H141ZM58 217H59V216H58ZM68 217H70V216H68ZM112 217H109V218L112 219ZM126 217H127V216H126ZM146 217H149V215H148V216L145 215V218L143 217V219L146 220V219H147ZM153 217H154V216H153ZM38 218H39V217H38ZM64 218H65V217H64ZM74 218H75V217H74ZM74 218H73V219H74ZM103 218H104V217H103ZM106 218H107V217H106ZM118 218H120V217H118ZM154 218L156 219V217H154ZM158 218L160 219V216H159ZM220 218H222V217H220ZM220 218H219V219H220ZM253 218H254V217H253ZM44 219H45V218H44ZM68 219H69V218H68ZM68 219H67L68 223H70V222L73 221V220L71 221V220L69 219V220H70V222H69ZM85 219H87V218H85ZM114 219H115V218H114ZM121 219H122V218H121ZM129 219H130V218H129ZM149 219L152 220L151 217H150ZM223 219H224V218H223ZM240 219H241V218H240ZM249 219H250V218H249ZM63 220H64V219H63ZM89 220H90V219H89ZM95 220H96V219H95ZM107 220H108V219H107ZM45 221H46V220H45ZM108 221H109V220H108ZM115 221H116V220H115ZM119 221H120V220H119ZM146 221H147V220H146ZM80 222H81V221H80ZM88 222H89V221H88ZM106 222H107V221H106ZM117 222H118V221H117ZM117 222H116V224H117ZM120 222H121V221H120ZM120 222H118V223H120ZM137 222H140V221H137ZM137 222H136V224H137ZM147 222H148V221H147ZM151 222H152V221H151ZM173 222H174V221H173ZM181 222H182V221H181ZM43 223H44V222H43ZM65 223H66V222H65ZM92 223H93V222H92ZM104 223H105V222H104ZM110 223L113 224L112 221H110ZM153 223H154V222H153ZM158 223H159V222H158ZM223 223H224V222H223ZM246 223L248 224L247 221H246ZM246 223H245V225H246ZM144 224H145V223H144ZM147 224H148V223H147ZM155 224H156V221H155ZM170 224H171V223H170ZM170 224H169V225H170ZM242 224H243V223H242ZM250 224H251V222H250ZM70 225H71V224H70ZM76 225H77V224H76ZM84 225H85V224H84ZM109 225H110V224H109ZM122 225H123V224H122ZM140 225H141V224H140ZM152 225H153V224H151V226H152ZM156 225H157V224H156ZM160 225H161V224H160ZM176 225H177V224L175 223V226H176ZM251 225L253 226V224H251ZM251 225H249V226H251ZM6 226H7V225H6ZM6 226H3V227H6ZM53 226H54V225H53ZM73 226H74V225H73ZM79 226H80V225H79ZM92 226H93V225H92ZM134 226H135V225H134ZM134 226H133V227H134ZM137 226H138V225H137ZM147 226H150V225L148 224ZM171 226H172V225H171ZM199 226H200V225H199ZM204 226H205V225H204ZM221 226H222V222H221ZM221 226H219V227H221ZM241 226H244V225H241ZM3 227H2V229H3V232H4V229H6L8 226H7L6 228H3ZM46 227H48V226H46ZM80 227L82 228V226H80ZM107 227H108V229L111 228V227H109V226H107ZM119 227H120V225H119ZM123 227H124V226H123ZM139 227H140V226H139ZM143 227H145V226H143ZM152 227H153V226H152ZM164 227H166V226H164ZM211 227H212V226H211ZM230 227H231V226H230ZM247 227H248V225H247ZM247 227H246V228H247ZM9 228H10V227H9ZM113 228H114V227H113ZM134 228H135V227H134ZM140 228H141V227H140ZM224 228H225V227H224ZM248 228H249V227H248ZM120 229H121V227H120ZM120 229H119V230H120ZM143 229H144V228H143ZM162 229H163V228H162ZM173 229H174V228H173ZM208 229H209V228H208ZM212 229H213V228H212ZM6 230H7V229H6ZM9 230H11V229H9ZM110 230H111V229H110ZM112 230H113V229H112ZM121 230H122V229H121ZM121 230H120V231H121ZM127 230H128V229H127ZM129 230H130V229H129ZM132 230H133V229H132ZM138 230H139V229H138ZM140 230H141V229H140ZM144 230H145V229H144ZM157 230H158V229H157ZM160 230H161V229H160ZM227 230H228V229H227ZM232 230H233V229H232ZM122 231H123V230H122ZM134 231H135V230H134ZM162 231H163V230H162ZM174 231H175V230H174ZM212 231H213V230H212ZM235 231H236V229H235ZM243 231H244V230H243ZM243 231L241 230V232H243ZM249 231H250V230H249ZM0 232H2V231L0 230ZM113 232H114V231H113ZM169 232H170V231H169ZM169 232H168V234H169ZM176 232H177V231H176ZM182 232H183V230H182ZM250 232H251V231H250ZM5 233H6V232H5ZM7 233H8V231H7ZM25 233H26V236H27V233H28V232H25ZM25 233H24V234H25ZM126 233H127V231H126ZM207 233H208V231H207ZM232 233H233V232H232ZM12 234H14V233H11V235H12ZM24 234H23V235H24ZM118 234H119V233H118ZM124 234H125V232H124ZM202 234H203V233H202ZM234 234H235V233H234ZM5 235H6V234H5ZM23 235H22V236H23ZM115 235H116V234H115ZM230 235H231V234H230ZM238 235H239V234H238ZM8 236H10V235L8 234ZM8 236H6V238H7ZM16 236H17V235H16ZM28 236H30V235L28 234ZM28 236L25 237V238H29ZM214 236H215V235H214ZM236 236H237V234H236ZM244 236H245V234H244ZM246 236H248V234H247ZM12 237L14 238V236H12ZM23 237H24V236H23ZM23 237H22V238H23ZM116 237L119 238L118 236H116ZM196 237H197V236H196ZM208 237H209V236H208ZM239 237H240V236H239ZM232 238H233V237H232ZM4 239H5V238H4ZM17 239L19 240V238H17ZM237 239H238V238H237ZM0 240H1V242H2V243H0V252H1V248H2L1 246H4V245H5L4 247H6V244H5L6 241H5V242H4V240L2 241V238H0ZM5 240H6V239H5ZM12 241L14 242V239H13ZM21 241H24V239H20V240H19V242H20L19 244L16 243V242H15V243H16L17 245H19L20 248H21V246H22L21 249H22V252H24V251H25L24 249H27V248H29V247H28L27 244H25V243H21ZM29 241H30V240L27 239V240H26V243L29 242ZM116 241H117V240H116ZM118 241H119V240H118ZM13 242H11L12 245L15 244V243H13ZM24 242H25V241H24ZM30 242H31V241H30ZM3 243H4V244H3ZM9 243H10V241L8 240V243H7V244H8V245H7L8 247H6V248H9V250H8V249L6 250V248H5V249H4V248L2 249V252H3L5 255H7L6 252L9 253V254H8L9 256L7 255V259H8V260L11 259V258H10V256L12 257L11 254L14 255V252H18V250H19V248H18L17 246H16V247H17V251H15V248H16V247H15V248H12L13 250L10 249L11 247L9 246ZM1 244H2V245H1ZM20 244H22V245L20 246ZM23 244H25V246H24ZM262 244H264V243H262ZM12 245H11V246H12ZM30 245H31V243H30ZM30 245H29V246H30ZM229 245H230V244H229ZM31 246H32V245H31ZM55 246H56V247H54V250L57 248V245H55ZM12 247H13V246H12ZM23 248H24V249H23ZM33 249H35V248H33ZM33 249H32V250H33ZM38 249H39V248H38ZM41 250H42V249H41ZM41 250H38V252L41 251ZM51 250H52V249H51ZM27 251H28V249H27ZM36 251H37V250H36ZM49 251H50V250H49ZM2 252L0 253V255H1L2 258L4 259V258H6V257H5V255H4V256L2 255ZM10 252H12V253H10ZM19 252H20V254H22L21 250H19ZM32 252L34 253V255L36 254V253H35V250L32 251ZM25 253H26V252H25ZM27 253H28V252H27ZM33 253H32V256H33ZM57 253H58V252H57ZM23 254H24V253H23ZM23 254H22V255H23ZM29 254H30V253H29ZM29 254H28V255H27V254L25 255V260L30 259V261H31L32 258H31V257L28 258V257H29ZM37 254H38V253H37ZM40 254H41V253H40ZM51 254H52V253H51ZM54 255H55V254H54ZM145 255H146V254H145ZM1 256H0V259H2ZM27 256H28V257H27ZM42 256H43V255H42ZM85 256H86V255H85ZM142 256H143V255H142ZM15 257H16V256H15ZM36 257H37V256H36ZM51 257H53V256H51ZM97 257H98V256H97ZM97 257H96V258H97ZM154 257H155V256L151 257V259H154ZM162 257H163V256H162ZM46 258H48V257H46ZM54 258H55V257H53V259H54ZM57 258H58V257H57ZM57 258H56V259H57ZM73 258H74V257H73ZM44 259H45V257H44ZM48 259H49V258H48ZM48 259H45V260H48ZM56 259H55V260H56ZM11 260H12V259H11ZM21 260H22V259H21ZM33 260H34V259H33ZM35 260H37V258H36ZM42 260H43V258H42ZM50 260H51V259H50ZM74 260H75V259H74ZM89 260H90V259H89ZM5 261H6V259H5ZM17 261H18V260H17ZM17 261H13V262L16 263ZM37 261H39V260H37ZM83 261H84V260H82L81 262H83ZM85 261H86V260H85ZM1 262H2V261H1ZM8 262H9V261H8ZM22 262H24V261L22 260ZM31 262H32V261H31ZM44 262H45V261H43V263H44ZM88 263H90V261L87 262V264H88ZM129 263H130V262H129ZM22 264H24V263H22ZM25 264H27V262H26ZM29 264H30V263H29ZM33 264H35V263H33ZM79 264H81V263H79ZM82 264H83V263H82ZM93 264H96V262H95V263L93 262ZM236 264H237V263H236Z\"/></svg>",
  "mask_w": 264,
  "mask_h": 264
}]
</instances>
